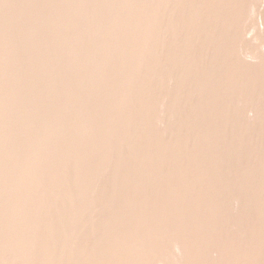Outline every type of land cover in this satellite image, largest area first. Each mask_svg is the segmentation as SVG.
<instances>
[{"label":"rangeland","instance_id":"374dc122","mask_svg":"<svg viewBox=\"0 0 264 264\" xmlns=\"http://www.w3.org/2000/svg\"><path fill=\"white\" fill-rule=\"evenodd\" d=\"M4 1L5 0H2V1L0 0V5L2 6V7H0V11H1L0 13L3 14V15L0 14V19L2 17V19L0 20V24H2L1 26H3L2 28L0 27V36L1 35L3 36V37L2 36L0 37V50H1L0 51V98H1L0 99V111L2 112V114H1V112H0V114L2 116L7 115L8 117L6 116V118H5V116H3L4 118L0 119V125L2 126V127L0 126V128H2V129H0V135H4L3 139L4 140L6 139L5 140L6 143H4V144L2 142L4 140H0V142H2V143H0V145H1L0 149L2 150L4 148L2 150V153L0 152L3 155L2 156L0 154L1 155L0 156L1 157L0 158L1 159L0 160L1 161L0 162V166H1L0 167V179H2L4 181L3 182L2 180H0V193H1L0 199L2 201V202L0 201L2 203V204L0 203V234H1L0 235V254H1L0 255V261H2V258H3L4 259L3 262H5V263L0 262V264H20V263L21 264H42V263L47 264V262H48V264H54V263L55 264H86V263L87 264H92V263L93 264H108V263L109 264L110 263L111 264H128V263L129 264H136V263L137 264L138 263L139 264H145L146 262H147L146 264H150L151 262H152L151 264H154V261H156L155 264H158V263L159 264H164V263L169 264L170 262H172V264H183L184 262H185V264H198V263L199 264H208V263L210 264L211 261L213 264H220V263L221 264H244V263L245 264H256L257 263L256 260L259 261L260 260L259 258H261V261L258 262L257 264H264V258H263L264 257V246H263L264 245V231H263L264 230V216H263L264 215V193H263L264 192V189H263L264 188V185H263L264 184V171H263L264 170V164H263L264 163V161H263L264 160V136H263V134H264V132H263L264 131V99H263L264 98V90H263V88H264V74H263L264 73V66L262 64L264 62V40H263L264 39L263 38L264 27L262 26V25H264V16H263L264 15L263 14L264 13V4H262V3H264V0H260V2H259V0H257L258 2L256 0H249V1L248 0L247 1L246 0H230V1L220 0L221 3L218 0L217 1L216 0H207V1L204 0L205 2L203 0H179L178 2H177V0H168V1L167 0H165V1L164 0L163 1L162 0H152V1L151 0H131V1L129 0L130 2L128 0L127 1L124 0V1H126L125 4H124L123 0H120V1L117 0V1H115L116 3L113 1H110V0H108L109 2L108 1L106 2L105 0H76V2H74L75 0H68V1L67 0L66 1L65 0H57V2H56V0H50V1L49 0L48 1L47 0H38V1L37 0H30L31 2L29 0H26V1L25 0H14V1L13 0H6L9 3L6 1L4 3ZM39 1H42V3H40ZM99 1H101V2H99ZM169 1H171V2H169ZM180 1H181L182 7H180L181 5H179ZM22 2H23V4H22ZM24 2H27V5H24ZM29 2H30V5H33L36 9L34 7L32 8V6L29 5ZM103 2L106 5H108L112 2L111 3L112 5L111 4L108 5L109 7L106 5L103 6L104 5ZM120 2H121V4H120ZM187 2L189 4H187ZM195 2H197L198 5ZM198 2H200V3H198ZM223 2L226 4H223ZM239 2H242V3H239ZM11 3L13 6L11 5ZM122 3H123V6H125V7L122 6ZM143 3H145V4H143ZM217 3H219V4H217ZM6 4H9L8 6H10L11 8L7 7ZM65 4L68 7L67 9H66ZM90 4H92V5L94 4V5L92 6ZM115 4H117V5H115ZM133 4H135V5H133ZM190 4H191V6H190ZM41 5L42 6L44 5V7H42ZM86 5H87V7H86ZM119 5H121L120 8H122V9H119ZM127 5H128V8H127ZM161 5H162V7H161ZM249 5H251V7ZM39 6H41L42 8L39 9ZM74 6L77 8H75ZM100 6L102 9H100ZM112 6H118V7L113 8ZM197 6L201 11L197 8ZM211 6H213V7H211ZM221 6H223L225 8H223ZM104 7H106V8L103 10ZM131 7H132V9H131ZM69 8L70 9L72 8V9L70 10ZM210 8L212 9V11ZM229 8H230V10H229ZM232 8H233V11H232ZM241 8H243V9H241ZM33 9H35V11ZM41 9L42 10L45 9V10L41 11ZM65 9H66V11H65ZM109 9H111V10H109ZM123 9L125 12H123ZM133 9H134V11L132 12L133 20H132V18H130L131 19L130 20L129 17H127V16L124 17L125 15L130 13ZM157 9H158V11H157ZM62 10H64V11H62ZM135 10L136 11L138 10V11L136 12ZM181 10H182V12H181ZM206 10L209 12H207ZM251 10L254 12V14L258 12L256 15H254V17L256 16L257 17L256 20H258V21H259V19L262 20V23H259L261 26H259L257 21L255 22V20L251 19V18L254 19V17H252L253 15L249 14L252 12ZM97 11H99V13ZM128 11H130V12H128ZM214 11L219 12L220 14L219 13L216 14V12H214ZM234 11H236V12H234ZM249 11H251V12H249ZM21 12H22V14H21ZM64 12H67V13H64ZM112 12H114V13H112ZM70 13H71V15H70ZM105 13H108L109 16L108 15L106 16ZM120 13L121 14L124 13V14L120 15ZM135 13L137 15H135ZM178 13H179V15L181 14L180 17H177V16H179ZM187 13H189L190 15ZM235 13L237 16H239L240 14L241 15L239 17H237L235 15ZM259 13L262 15H260ZM19 14H21L23 16L25 14L26 15L24 17L22 16L23 18H20ZM62 14L64 16H62ZM114 14L115 15L118 14L117 17L120 15L119 16L121 18L120 22H119L118 18H115L116 16H114ZM243 14H244V16H243ZM60 15L62 17H60ZM96 15H97V17H96ZM98 15L101 17H98ZM142 15H144L145 18ZM198 15L199 16L202 15V16L199 17ZM31 16H32L33 20L30 19ZM128 16H130V15L128 14ZM209 16H210V18H209ZM215 16H216V18H215ZM222 16H224V18ZM225 16H226V18H225ZM242 16H243V18H242ZM16 17H18L20 19H18ZM105 17H107L106 20H105ZM109 17H111V19L114 20L115 22H117L116 20H118L120 25L117 22L118 24L112 23L109 26L108 23H110V22H108V21L113 22L112 20H109ZM123 17L125 19H123ZM130 17H132V15ZM191 17H192V19H191ZM196 17H198V19ZM221 17L224 20L223 22L221 21V19H222ZM27 18H29L30 21L27 20ZM67 18H70V19H67ZM95 18H96V20H94ZM113 18H115V19H113ZM149 18L151 19V21L149 20ZM174 18H176V19H174ZM202 18L204 19V21ZM238 18L240 19V21ZM71 19H73L74 22ZM101 19H104L105 21L104 20L101 21ZM137 19L139 21H137ZM144 19H146L147 21ZM163 19H165L164 20L165 23L163 22ZM226 19H227V21H225ZM248 19H251L252 25L249 24L250 26L248 25V23L250 21ZM24 20H25L24 26L27 27L28 29H30L32 27L33 22L34 23L36 22L35 24L33 23L34 26L30 29L31 32L27 28H24V26H23ZM121 20L123 21V23H121L122 22ZM128 20L130 22L135 21L134 23L131 22V24H130V26L132 27L131 30L134 29V30H132V32H133L135 37L133 36V34L130 30V26H128L130 23ZM26 21H28V22H26ZM58 21H59V24H58ZM95 21H98L97 24H102V26L95 24ZM100 21H101V23H100ZM143 21H145V22H143ZM148 21H149V23H148ZM206 21H208L210 23H208ZM234 21H236V22H234ZM75 22L77 25L74 24ZM124 22H125V25H124ZM126 22L127 23L129 22L128 25ZM138 22L140 24H138ZM176 22H177V24H176ZM192 22H194V23H192ZM226 22H227L228 26H227ZM238 22H240V23H238ZM259 22H261V21H259ZM12 23H15V24L13 25ZM20 23H22V24H20ZM143 23H145V26L142 25ZM179 23L180 24L183 23V24L180 25ZM237 23L239 25H237ZM50 24L53 27H51ZM132 24L135 26H132ZM147 24H150V25H147ZM163 24H165V25H163ZM211 24H213V25H211ZM229 24L230 25L232 24V25L230 26ZM234 24H236V25H234ZM256 24H257V26H256ZM243 25H244V27H243ZM94 26H96V27H94ZM104 26H105V28H104ZM119 26H121L122 28ZM5 27H7V28H5ZM13 27L15 28V31H14ZM43 27H44V29H43ZM88 27H90V28L88 29ZM240 27L242 29H240ZM249 27H252L253 29L257 27V29L259 31L257 29L255 31V29H254V31L256 32L257 35L255 34V32H251L252 28H249ZM20 28H22V29H20ZM35 28L36 29L38 28L37 31L35 30ZM41 28L43 30H41ZM45 28H47V29H45ZM85 28L88 31L85 30ZM94 28H95L96 32H95ZM117 28H119V30ZM144 28H147V29H144ZM235 28H236V30H235ZM17 29L21 30V32H23V33H20V31H18ZM154 29H156V30H154ZM253 29H252V31H253ZM261 29H263L262 30L263 32L261 31ZM4 30L5 31L9 30V31L5 32ZM24 30L26 31V33L28 30L29 34L24 33ZM33 30H34V32H33ZM101 30L103 32H101ZM157 30H159V31H157ZM224 30H226V31H224ZM249 30H250V32H249ZM106 31H107V34H106ZM150 31H152V32L150 33ZM257 31H258V33H257ZM40 32L41 33L47 32V33L45 35L44 33L40 34ZM59 32L63 33V34H60ZM91 32H93V34H91ZM117 32H120V34L123 33L124 36L120 37V34H118L119 37L116 35H113V33L117 34ZM160 32H161V34H160ZM181 32H182V34H180ZM233 32H234V34H233ZM260 32H262V33H260ZM31 33L34 35V37H36L35 39L32 37ZM127 33H128V35H127ZM175 33H176V35H174ZM188 33L190 35H188ZM192 33L196 34V36L193 35ZM249 33H250V35H249ZM10 34H13L14 36L10 35ZM15 34H16V36H15ZM24 34H25V37H24ZM135 34L139 35L138 39H134V38H137L136 37L137 35H135ZM164 34H165V36H164ZM241 34H243L244 36ZM245 34H248V36H246ZM251 34L252 35L254 34L253 37H256V38L254 39ZM261 34H263V36ZM20 35H23V38H21L22 36H20ZM125 35H127V36H125ZM140 35H141V37H140ZM203 35H204V37H201ZM238 35H239V37H238ZM258 35L259 36L261 35L260 39H258L259 38ZM42 36H44V37H42ZM53 36H55L56 39L58 36H59V38L56 40ZM114 36H116V37H114ZM235 36H237L238 38ZM241 36H243V37H241ZM16 37L18 39H16ZM30 37L32 39H30ZM95 37H96V39H94ZM103 37H104V39H101ZM142 37L146 41L144 39H142ZM194 37H196V38H194ZM250 37H252V38L249 40L248 38H250ZM19 38L23 39V40H28V42H27L28 44L33 43V47H32V44L30 46L27 43H26L27 45L25 43H23L24 41H22V42L19 41ZM109 38H110V40H109ZM125 38H127V39H125ZM204 38H206V39H204ZM239 38H241V39H239ZM243 38H244V40H243ZM15 39H16V41H15ZM37 39L38 40L42 39V40H39V42H38ZM131 39H132V41H131ZM232 39H233V41H232ZM237 39L240 41H238ZM252 39H254L255 41ZM256 39L258 41L262 40L263 42L262 43L260 42L261 44H259ZM33 40L34 41L36 40V42H38L37 45H35L36 43L34 44V42H32ZM102 40H104V41H102ZM148 40H150L151 42ZM168 40H171V41H168ZM189 40H191L193 42H191ZM197 40L199 42H197ZM242 40H243V42H242ZM6 41H8V42L6 43ZM14 41L16 43L19 41L18 42L19 44L18 43L16 44ZM75 41H76V43H75ZM101 41L104 44L101 43ZM235 41H236V44L234 46L233 44ZM247 41L249 43L250 42L251 43L249 44ZM256 41H257V43H255ZM10 42H11L12 46H11V44H9ZM200 42H202V43H200ZM245 42H247V44ZM105 43L108 45H106ZM112 43H113V45H112ZM196 43L197 44L199 43L200 45L199 44L197 45ZM241 43H243V45ZM244 43L246 44V47H245ZM5 44L10 45L11 47H13V45H14V47L11 50V47H9L8 45H5ZM134 44H135V46H134ZM167 44H169V45H167ZM216 44H217V48H216ZM248 44H249V46H248ZM25 45H26V47H25ZM101 45H103V47ZM144 45H145V47H144ZM155 45H156V48H155ZM202 45L205 48L208 47V49L201 47ZM236 45L239 48H237ZM255 45H256V48L259 45L257 49L254 47ZM4 46H5V48H4ZM94 46L97 47V49ZM169 46H171V48H169ZM243 46H244V48H243ZM6 47L7 48L9 47V49L6 50ZM39 47H40V49H36ZM163 47H164V49H163ZM220 47H221V49H220ZM50 48H52V49H50ZM103 48H105V49H103ZM253 48H255L258 51L254 50ZM217 49H219V50H217ZM104 50H106V51H104ZM147 50L149 53L146 52ZM179 50H181V51H179ZM212 50L216 51V52L214 53ZM247 50H249V51H247ZM5 51H7L8 53H6ZM17 51H19V52L17 53ZM57 51H58V53H57ZM111 51H114V52H111ZM182 51H183V54H182ZM189 51H190L191 55H190ZM47 52H49V53H47ZM220 52H222V54ZM259 52H260V54H259ZM44 53H45L44 56H46V57L43 56ZM55 53H56V55H55ZM120 53H121V55H120ZM147 53H148V55H146ZM4 54H6V55L8 54L9 56L8 55L3 56ZM11 54L14 55V59L18 58L19 60L18 59L14 60L12 58L13 56L10 57ZM38 54H41L43 57L41 55H38ZM142 54L143 55L145 54L144 57ZM150 54H153V55H150ZM207 54H209V56H211V57H209ZM216 54H218V55H216ZM234 54L237 57L233 56ZM246 54L249 55V57L245 56ZM250 54H251V57H250ZM252 54H254V55H252ZM255 54L259 55L260 57L257 59ZM21 55H22V59L20 58ZM29 55H31V56L29 57ZM202 56H204V58ZM254 56L256 57L255 59H254ZM262 56H263V60L261 59ZM47 57H49L50 60L45 59ZM100 57H101V59H100ZM160 57L162 60H165V61H162L160 59ZM242 57L244 59V60L242 59L243 65H241V60H239ZM29 58L31 60H30V63L27 64V62H29ZM34 58H37V60L36 59L34 60ZM41 58H42V60H41ZM133 58H135V59H133ZM235 58H238V60ZM39 59H40V61H39ZM106 59H107V61H106ZM151 59H153V60H151ZM207 59H209V61ZM43 60H44V62H43ZM251 60H253L252 61L253 64H252ZM261 60H262V62H261ZM10 61H11V63H10ZM21 61L22 62L24 61L23 64H21L22 63ZM41 61L43 62L42 63L43 65H44V63H46L48 61L47 62L48 65L46 64L45 66H43V68L40 67L41 68V70H40L39 66L42 65ZM60 61H63V62H60ZM161 61H162V63H161ZM33 62L35 63V65ZM36 62H38V63H36ZM56 62H58V63L56 64ZM115 62L118 63V65ZM131 62L133 64H131ZM209 62H210L211 66L209 65ZM235 62H237V63H235ZM254 62L260 63L259 64L260 67L258 65V68H257L256 67L257 64L255 65ZM49 63L51 65H49ZM52 63H54V64H52ZM244 63L245 64L247 63L248 65L246 64V67H245ZM26 64H27L28 68L26 67ZM30 64L33 68L30 67ZM39 64H41V65H39ZM59 64H61V65H59ZM86 65H88V66H86ZM185 65L188 68V70L185 67ZM235 65H237V67ZM250 65L251 66L253 65L252 68ZM34 66H37V67H34ZM261 66L263 69L261 68ZM52 67L55 70L50 69ZM57 67L59 69H57ZM68 67H71L72 69H70ZM207 67H210V69ZM12 68H13V70L14 69L15 70L13 71ZM24 68H25V70H24ZM34 68H35V70H33ZM198 68H200V69H198ZM86 69H88V70H86ZM118 69H119V71H117ZM220 69H222V71ZM30 70L32 72L34 71V74L32 72L30 73ZM42 70H43V72H42ZM110 70H112V71H110ZM185 70H187V71H185ZM190 70H192V71H190ZM253 70H255V71H253ZM259 70H261V71L263 70V72H261ZM15 71H17V72H15ZM26 71H27V73H26ZM57 71H59L58 74L60 73V76L57 74ZM137 71H138V73H137ZM149 71H150V73H149ZM189 71H190V73H189ZM9 72H10L11 76H8V75H10ZM37 72H38V74H37ZM146 72H148V73H146ZM233 72H234V74H233ZM14 73L15 74L18 73L19 75L18 74L15 75ZM52 73H53V75H52ZM198 73H200V75ZM236 73H238V74H236ZM25 74H26V76H25ZM27 74H29V75H27ZM31 74H32V76H31ZM121 74H122V76H121ZM192 74H193V76H192ZM258 74L260 76L262 75L261 78ZM34 75L35 76L38 75V76L35 77ZM44 75H47V76H44ZM84 75H85V78H84ZM126 75H127V77H126ZM235 75H237V76H235ZM15 76H16V78H14ZM174 76H175V78H174ZM190 76H191V78H190ZM78 77H80V78H78ZM94 77L96 79H94ZM202 77H203V79H201ZM231 77H232V80H231ZM17 78H18V80H17ZM21 78H23V80ZM27 78H29V79H27ZM139 78L140 79L142 78V79L139 81ZM222 78H224V79L222 80ZM49 79H51L52 81ZM62 79L64 82L61 81ZM136 79H138V80H136ZM200 79L202 82L200 81ZM15 80H16V82H15ZM19 80H20V82H19ZM39 80L41 83L39 82ZM184 80H185V82H184ZM13 81L15 82V85H14ZM30 81H32V83H30ZM118 81H120L119 82L120 85L118 84ZM130 81H134V82H132V84H131ZM186 81H187V83H186ZM208 81L209 82L211 81L210 82L211 84L208 83ZM226 81H228V82H226ZM21 82L23 83L22 86H21V84H22ZM52 82L54 85L52 84ZM181 82L183 85L180 84ZM194 82H196V83H194ZM233 82L235 85L233 84ZM153 83L154 84L157 83V84L154 85ZM197 83H198V85H197ZM207 83L210 84L211 86L208 85ZM215 83H218V84H215ZM225 83L228 85H226ZM95 84H96V86H95ZM145 84H147V85H145ZM200 84H201V86H200ZM19 86H21V87H19ZM40 86H43L44 88L40 87ZM103 86H104V89H103ZM219 86H220V89H219ZM11 87L20 88L22 91L25 89L22 93L23 96L21 95L22 91L17 92V91H20V89L16 88V89L12 90ZM38 87H39V89H38ZM146 87L148 89H146ZM207 87H208V90H207ZM212 87H214V90ZM216 87H218V89ZM235 87H236V89H235ZM85 88H87V89H85ZM91 88H92V90H91ZM168 88H170V89H168ZM197 88H199V90ZM224 88H225V90H224ZM240 88H241V90H240ZM6 90H12V91H6ZM88 90H89V93H88ZM130 90H131V92H129ZM184 90H186V91H184ZM215 90L216 91L219 90V91L216 92ZM232 90H233V92H232ZM234 90H235V92H234ZM254 90H255V92H253ZM4 91H5V93H4ZM13 91H15V92L13 93ZM1 92H2V94H1ZM11 92L17 96L10 94ZM240 92H242V93H240ZM19 93H20V95H19L20 98L18 97ZM52 93H53V95H51ZM224 93L230 94V95L227 96ZM233 93H235V94H233ZM8 94H10V95H8ZM69 94H72V96ZM147 94H149V95H147ZM221 94H224V96ZM48 96H49V98H48ZM143 96L146 100L142 98ZM197 96H199V97H197ZM210 96H211V98H209ZM260 96H262V97H260ZM27 97H29V98H27ZM235 97H236V99H235ZM18 98H19V100H18ZM147 98H149V100ZM153 98H154V100H153ZM240 98H242L243 100ZM244 98H246L247 100ZM253 98H255V99H253ZM3 99L10 100L12 104L10 103V101H8V100L5 101ZM224 99L225 100L227 99V100L225 101ZM230 99H232V100H230ZM48 100H50V101H48ZM203 100H204V102H203ZM211 100H214V101H211ZM217 100H218V102H217ZM223 100H224V102H223ZM233 100H235V101H233ZM2 101L4 103H1ZM16 101H18L19 103L21 102L20 103L21 105H19V103ZM40 101H43V102H40ZM210 101H211V103H210ZM228 101H229V103H228ZM247 101H249V102L247 103ZM250 101L252 103H250ZM45 102L47 103V105H44V104H46ZM17 103H18V105H17ZM101 103H103V104H101ZM218 103L222 104V106L219 105ZM246 103H247V105H246ZM2 104H6V105H2ZM9 104L11 105V108L14 107V109L17 106H19V108L15 109L16 111L18 110L17 112H14V109L12 108L14 115H15V113H18L19 109H20V112L18 114H16V116L13 115L15 118H13L11 116V114H12L11 110L12 109L9 108V106H10ZM14 104H15V106H13ZM54 105H56L55 106L56 108L54 107ZM4 106L5 107L7 106V108L4 109L5 108ZM57 107H58V109H57ZM226 107H229V109H226ZM8 108L10 110H7ZM67 108H68V110H67ZM21 109H24L27 112L22 111ZM61 109H62V111H61ZM135 109H136V111H135ZM170 109H172V110H170ZM137 110H139V111H137ZM250 110H252V112ZM80 111L83 113V115L81 114ZM131 111H132V113H131ZM230 111L232 112V114L234 116L231 114ZM244 111H245V113H243ZM47 112L49 113V115ZM128 112H129V114H128ZM253 112L255 115L253 114ZM255 112H257V113H255ZM258 112H259V115H258ZM157 113H158V115H157ZM246 113H248V114H246ZM21 114L22 115L24 114L25 116L24 115L22 116ZM85 114H86V116H85ZM159 114H161V115H159ZM197 114H198V116H197ZM17 115L20 117H18ZM118 115H120V116H118ZM188 115H190V116H188ZM209 115H211V116H209ZM61 116H63V117H61ZM204 116H206V117H204ZM85 117H87V118H85ZM20 118H22L21 120H23V121L19 120ZM81 118H83V119H81ZM149 118H150V120H149ZM153 118H155V119H153ZM190 118H192V119H190ZM209 118H211V119H209ZM237 118H239L238 119L239 121L237 120ZM240 118H242L243 121ZM74 119H76V120H74ZM219 119L221 122L219 121ZM58 120H61V122ZM94 120H95V122H94ZM29 121L32 124L29 123ZM32 121L34 122V125H33ZM45 121L49 124H47ZM56 121L58 122L57 124H56ZM189 121H192V122H189ZM53 122H54V124H52ZM211 122H213V123L211 124ZM100 123H101V125L102 124L103 125L101 126ZM183 123L186 126H184ZM26 124L27 125L29 124V125L27 126ZM19 125H20V127H18ZM51 125H54V126H51ZM79 125H80V127H79ZM7 126H9V127H7ZM63 126H64V128H63ZM97 126H98V128H97ZM177 126H178V128H177ZM187 126L189 128H187ZM211 126H213V127H211ZM36 127H37V130H36ZM47 127H49V128H47ZM26 128H27V130H26ZM45 128H47V129L45 130ZM51 128H53V129H51ZM181 128H183V129H181ZM195 128H196V130H195ZM229 128L231 129V131ZM38 129L41 131H39ZM81 129H82V131H81ZM166 129H168V130H166ZM238 129H240V130H238ZM10 130H11V132H10ZM228 130H229V132H228ZM243 130L245 132H243ZM16 131H18V132L16 133ZM68 131H70V132L68 133ZM120 131H121V133H120ZM136 131H137V133H136ZM171 131H172V133H171ZM206 131H207V133H206ZM6 133H7V135H6ZM87 133H88V136L86 135ZM125 133H127V134H125ZM242 134H244V135H242ZM9 135H11V136H9ZM6 136H7V138H5ZM232 136H233V138H232ZM0 137H1L0 139H2V136H0ZM128 137L130 139H128ZM133 138H134V140H133ZM7 139H9V140H7ZM38 139L40 140L41 143L39 142ZM260 139L262 142L260 141ZM25 140H26V143H25ZM63 140H64V143H63ZM77 140H78V142H77ZM173 140L175 142H172ZM212 140H213V142H212ZM14 141H15V143H14ZM36 141L38 144L39 143L40 144L38 145L37 143H35ZM166 141L168 144L166 143ZM20 142L22 144H20ZM242 142H244V143H242ZM11 143H12V145H11ZM27 143H29V144L27 145ZM219 143H221V144H219ZM15 144H16V146H15ZM18 144H19V146H18ZM171 144H173V145H171ZM13 145H14V147H13ZM166 145H168V146H166ZM6 146H8V147H6ZM175 146L178 148H175ZM211 146H213V147H211ZM47 147H48V149H47ZM97 147L99 149H97ZM36 148L38 149V151ZM173 148H175V149H173ZM40 149H42L43 151ZM11 150H12V153H11ZM31 150H34V151H31ZM47 150H48V152H47ZM167 150H169V151H167ZM15 151H17V152H15ZM108 151H109V153H108ZM201 151H202V153H201ZM3 152L7 155L3 154ZM28 152H30V153L33 152V154L31 153L32 154L31 155ZM241 152H242V154H241ZM8 153L10 154L11 158H13L14 157L13 155H15L17 157L20 156L19 157L20 159L17 158L18 160L15 163L13 161H16V160H13V159H16V157H14L12 159V162H11V159L8 156L9 155ZM14 153H16V154H14ZM109 154L111 156H109ZM124 154H125V156H124ZM220 154L222 156H220ZM4 155L8 156L9 158H7V159H10V161L5 160L6 158L4 159V157H5ZM45 155L48 157H46ZM74 155H76V156H74ZM145 156H146V158H145ZM138 157H139V159H138ZM220 157H222V158H220ZM248 157H250V158H248ZM34 159H35V161H34ZM38 159H40V160H38ZM43 159L45 161H43ZM62 159H63V161H61ZM27 160H29V161H27ZM146 160H148V161H146ZM8 161L10 162L9 164L14 163V165L8 166L7 165ZM21 161L23 162V165H22ZM168 161H170L171 164H169L170 162H168ZM189 161L191 162V164ZM4 162L6 164V167L4 166L5 169H3L4 167L2 166V165H4ZM26 162H28V164H27L28 166L26 165ZM40 162L43 165H41ZM134 162H136V163L134 164ZM175 162H177L178 165ZM183 162H184V164H183ZM261 162H263V163H261ZM185 163H186V165H185ZM260 163H261V165H260ZM147 164H148V167H147ZM193 164H194V166H193ZM187 165H188V167H187ZM247 165H249V166H247ZM10 166H12L15 169L17 168V170L15 171L13 168L9 169ZM21 166H24V167H21ZM41 166H43V169ZM168 166H169V168H168ZM170 166H172V167L170 168ZM181 166H182V168H181ZM183 166H184V168H183ZM26 167H28V168H26ZM30 167L32 169H30ZM24 168H25V171H24ZM239 168H241V170ZM21 169H23V172ZM163 170L166 172H164ZM176 170L181 172L182 174H180ZM39 171H41V172H39ZM28 172H30V173H28ZM140 172H141V174H140ZM155 172L157 173V175ZM8 173H11V176L13 173L12 178H11V176L9 177L10 174H8ZM177 173L179 174L180 177L178 176ZM202 173H204V174L202 175ZM210 173L213 174L212 178H210V176H212ZM240 173H242V174H240ZM21 174H23V175H21ZM161 174H162V176H161ZM215 174H217V175H215ZM6 175H8V176H6ZM168 175H169V177H168ZM200 176L203 179L200 178ZM247 176H248V178H247ZM252 176H253V178H252ZM47 177L50 179H48ZM155 177H157V178H155ZM19 178L25 179V181L24 180L23 181L27 185L25 183L23 184L22 179L20 181ZM159 178H161V179H159ZM205 178H207V179L209 178V179L207 180ZM27 179H30L31 181H29ZM175 179H177V180H175ZM13 180L14 181L16 180V182H18V181L19 182L14 183ZM185 180H187V181H185ZM182 181L184 184L181 183ZM11 182L13 183V186L11 185L12 184ZM173 182H174V184H173ZM203 182H204V184H203ZM21 183H22V185H21ZM65 183H67V184H65ZM164 183L165 184L167 183V184L165 185ZM253 183H254V185H253ZM180 184L182 186H180ZM209 184H211V185L209 186ZM19 185L23 186V187H20ZM175 185L178 187H175ZM186 186H190V187H186ZM227 186H228V188H227ZM240 186H241V188H240ZM13 187H14V190H13ZM15 187L16 188L19 187L20 189L18 188L16 190ZM168 188H170V189H168ZM183 188H185V189L182 190ZM192 188H196V189H192ZM219 188H220V190H219ZM254 188H256V189H254ZM2 189H3V191H2ZM160 190H161V192H160ZM193 190H195V191H193ZM182 191L184 193H182ZM67 192H69V195L67 194ZM187 192H189V195ZM170 193L172 196L170 195ZM213 193H214V195H213ZM226 197H227V199H226ZM255 197L256 198L259 197V198L256 199ZM186 198H187V200H185ZM223 198H224V200H223ZM252 198H253V200H252ZM235 199H237V200H235ZM193 201L195 203H193ZM5 202H6V204H5ZM175 202L178 203V206ZM141 203H142V205H141ZM155 203L158 206H156ZM9 204H11L12 207ZM147 204H148V206H147ZM162 204H165V205L162 206ZM3 205H4V207H3ZM197 205H198V207H197ZM241 205H242V207H241ZM185 207H186V209H185ZM6 208L8 211L6 210ZM146 208H147V210H146ZM203 208H205V209L203 210ZM208 208H211V209H208ZM11 209H13V211L16 210L14 212L15 214L13 213V211ZM160 209H161V211L159 212L158 210H160ZM180 209H182V211ZM30 210H32V211H30ZM212 210L215 211V213ZM232 210H235V211H232ZM240 210H243V211L241 212ZM170 211L173 214L170 213ZM183 211L185 214L182 213ZM250 211H251V213H250ZM238 212H240L241 215ZM244 212L246 213V215L244 214ZM255 212H257V213L255 214ZM258 212H260V213H258ZM12 213H13V215L11 216ZM188 213H190V214H188ZM209 213L211 216L209 215ZM16 214L19 217H17ZM132 214H133V216H132ZM195 214L198 216H196ZM206 214L208 215L207 216L208 218L206 217ZM247 214H249V215H247ZM169 215H170V217H169ZM180 215H184V216L181 217ZM189 215H191L192 217ZM201 215H202V217H201ZM8 216L10 219L8 218ZM24 216H26V217H24ZM135 216H137V217H135ZM146 218H148V219H146ZM242 218H243V220H242ZM11 219L12 220L14 219L13 222L10 221ZM80 219H82V220H80ZM123 219H125V220H123ZM180 219H181V221H180ZM240 219H241V221L239 222ZM19 220L22 223H20ZM123 221H125V222H123ZM166 221H168V222H166ZM170 221H173V222H171L172 224L170 223ZM211 221H214V223ZM221 221H223V223ZM242 221H244V222H242ZM178 222H179V224H178ZM17 223H18V225H17ZM124 224H125V226H124ZM215 224H217V225L219 224V225L217 226ZM252 224H254V225H252ZM23 225H25V226H23ZM28 225L29 226L31 225V226L29 227ZM208 225H209V227H208ZM255 225H257V226H255ZM215 226H217L216 229H214ZM3 227H4V229H3ZM218 227L220 230L219 229L217 230ZM255 227L257 230L255 229ZM194 228H196V229H194ZM242 228L245 229L246 231L243 230ZM8 229H10V230H8ZM252 229H254V230H252ZM12 230H13V232H12ZM172 230H175V231H172ZM46 232H48V233H46ZM204 232H205V235H204ZM11 234H12V236H11ZM224 234H226V235H224ZM229 234L231 237L229 236ZM67 236H69V237H67ZM135 236H136V238H135ZM233 236H234V238H233ZM229 237H230V239H229ZM125 238H127V239H125ZM171 238L172 239L174 238L172 240V243H171ZM244 238H246V239H244ZM2 239H5V240H2ZM29 239H31V240H29ZM158 239H159V241H158ZM120 240L122 243L119 242ZM133 240H135L136 243ZM228 240L229 241L231 240V241L229 242ZM151 241L153 243H151ZM154 241H156V242L158 241V242L154 243ZM22 242H26V243L24 244ZM167 242H168V244H167ZM49 243H51V244H49ZM225 243H227V244H225ZM252 243H253V245H251ZM148 244L150 245V248H149ZM176 244H177V247L175 246ZM243 244H244V246H243ZM245 244H247L248 246ZM169 245H171L172 247H170ZM47 246L49 248H47ZM167 246H169L170 248L165 249L164 247H167ZM61 247H63V248H61ZM157 247H158V249H157ZM173 247L175 248L174 250L176 252L173 249H171ZM243 247H245V248H243ZM65 248H66V250H65ZM148 248L151 250H147V252H148L147 253L145 251V249H148ZM155 248H156V250H155ZM159 248H160V251H159ZM241 248H243V249H241ZM161 249H162V251H161ZM169 249H171V250H169ZM205 249H207V250H205ZM230 249H232L231 250L232 252L230 251ZM84 250H86V251H84ZM96 250L97 251L99 250V251L97 252ZM142 250H143V252H142ZM178 250H180L181 252H178ZM212 250H213V252H212ZM233 250H235V252ZM10 251H12V252L10 253ZM13 251H15V252H13ZM149 251H151V253H149ZM205 251L209 254L210 259H209L208 255ZM214 251H216V252H214ZM63 252L65 254H63ZM174 252H175V254H174ZM183 252H184V254H181ZM144 253L146 255L150 254L151 256L150 255L146 256ZM167 253H168V255H167ZM191 253H192V255H191ZM62 254H63V256H62ZM113 254H114V256H113ZM178 254H180V256L182 255L183 258L179 257ZM210 254L213 257H211ZM59 255L61 257H59ZM126 255L127 256L129 255V256L127 257ZM140 255H141V257H140ZM165 255H167L169 257H167ZM232 255H233V257H232ZM51 256L52 257L56 256L55 258H57V259H55V258L52 259ZM86 256H87V258H86ZM157 256H159V258ZM257 256H258V258H257ZM203 257H206V258H203ZM240 257H241V259H239ZM254 257H255V259H254ZM109 258H110V261L107 260ZM167 258H170V259H167ZM246 258H247V260H246ZM7 259H9V261L10 262L12 261V262L10 263ZM69 259H71V260H69ZM89 259H91V260H89ZM160 259H163V261L161 260L162 262H160ZM211 259H213V260H211ZM45 260H46V263H45ZM63 260L65 261L64 263H63ZM157 260H159V262ZM182 260H184V261H182ZM215 260L216 261L218 260L217 263ZM233 260H235V261L233 262ZM242 260H243V262H242ZM53 261H55V262H53ZM112 261H113V263H112ZM73 262H75V263H73Z\"/></svg>","mask_w":264,"mask_h":264},{"label":"bare ground","instance_id":"6f19581e","mask_svg":"<svg viewBox=\"0 0 264 264\" xmlns=\"http://www.w3.org/2000/svg\"><path fill=\"white\" fill-rule=\"evenodd\" d=\"M1 1H2V0H1ZM5 1H6V0H5ZM5 1H4V3H5ZM13 1H14V0H13ZM25 1H26V0H25ZM29 1H30V0H29ZM37 1H38V0H37ZM47 1H48V0H47ZM49 1H50V0H49ZM65 1H66V0H65ZM67 1H68V0H67ZM105 1L107 2L108 0H105ZM110 1L115 2V1H117V0H110ZM119 1H120V0H119ZM123 1H124V0H123ZM126 1H127V0H126ZM126 1H124V4H125ZM128 1H129V0H128ZM130 1H131V0H130ZM130 1H129V2H130ZM151 1H152V0H151ZM162 1H163V0H162ZM164 1H165V0H164ZM167 1H168V0H167ZM178 1H179V0H177V2H178ZM203 1H204V0H203ZM206 1H207V0H206ZM216 1H217V0H216ZM218 1L220 2V0H218ZM228 1H230V0H228ZM246 1H247V0H246ZM248 1H249V0H248ZM256 1H257V0H256ZM6 2H8V1H6ZM30 2H31V1H30ZM30 2H29V5H30ZM39 2L42 3V1H39ZM51 2H52V1H51ZM54 2H55V1H54ZM54 2H53V3H54ZM56 2H57V0H56ZM60 2H61V1H60ZM74 2H76V0H75ZM99 2H101V1H99ZM99 2H98V3H99ZM108 2H109V1H108ZM143 2H144V1H143ZM156 2H157V1H156ZM169 2H171V1H169ZM204 2H205V1H204ZM257 2H258V1H257ZM259 2H260V0H259ZM2 3H3V2H2ZM2 3H1V4H2ZM8 3H9V2H8ZM12 3H13V2H12ZM12 3H11V5H12ZM25 3H26V4H25ZM68 3H69V2H68ZM84 3H85V2H84ZM111 3H112V2H111ZM111 3H110V4H111ZM115 3H116V2H115ZM145 3H146V2H145ZM145 3H143V4H145ZM165 3H166V2H165ZM167 3H168V2H167ZM183 3H184V2H183ZM195 3L197 4V2H195ZM198 3H200V2H198ZM211 3H212V2H211ZM213 3H214V2H213ZM220 3H221V2H220ZM236 3H237V2H236ZM239 3H242V2H239ZM239 3H238V4H239ZM22 4H23V2H22ZM47 4H48V3H47ZM59 4H60V3H59ZM62 4H63V3H62ZM66 4H67V3H66ZM66 4H65V6H66ZM77 4H78V3H77ZM94 4H95V3H94ZM94 4H93V5H94ZM103 4H104V2H103ZM110 4H108V5H110ZM113 4H114V3H113ZM118 4H119V3H118ZM120 4H121V2H120ZM128 4H129V3H128ZM130 4H131V3H130ZM158 4H159V3H158ZM187 4H189V3L187 2ZM217 4H219V3H217ZM223 4H226V3L223 2ZM238 4H237V5H238ZM262 4H264V3H262ZM8 5H9V4H6L7 7H10V6H8ZM24 5H27V2H24ZM39 5H40V4H39ZM45 5H46V4H45ZM60 5H61V4H60ZM60 5H59V6H60ZM74 5H75V4H74ZM90 5H92V4H90ZM93 5H92V6H93ZM95 5H96V4H95ZM101 5H102V4H101ZM105 5H106V4H104L103 6H105ZM108 5H106V6H108ZM111 5H112V4H111ZM115 5H117V4H115ZM133 5H135V4H133ZM147 5H148V4H147ZM149 5H150V4H149ZM164 5H165V4H164ZM173 5H174V4H173ZM176 5H177V4H176ZM179 5H181V1H180V4H179ZM192 5H193V4H192ZM197 5H198V4H197ZM206 5H207V4H206ZM3 6H4V5H3ZM12 6H13V5H12ZM30 6H32V8L34 7L33 5H30ZM41 6H42V5H41ZM41 6H39V9L42 8V7H44V5H43L42 7H41ZM52 6H53V5H52ZM61 6H62V5H61ZM61 6H60V7H61ZM65 6H64V7H65ZM76 6H77V5H76ZM120 6H121V5H119V9H122V8H120ZM122 6H123V3H122ZM145 6H146V5H145ZM167 6H168V5H167ZM190 6H191V4H190ZM195 6H196V5H195ZM242 6H243V5H242ZM249 6L251 7V5H249ZM0 7H2V6L0 5ZM24 7H25V6H24ZM55 7H56V6H55ZM74 7H75V6H74ZM79 7H80V6H79ZM83 7H84V6H83ZM86 7H87V5H86ZM88 7H89V6H88ZM95 7H96V6H95ZM108 7H109V6H108ZM112 7L114 8V7H118V6H112ZM123 7H125V6H123ZM129 7H130V6H129ZM161 7H162V5H161ZM164 7H165V6H164ZM169 7H170V6H169ZM176 7H177V6H176ZM180 7H182V5H181ZM183 7H184V6H183ZM192 7H193V6H192ZM211 7H213V6H211ZM219 7H220V6H219ZM221 7H223V6H221ZM245 7H246V6H245ZM247 7H248V6H247ZM258 7H259V6H258ZM10 8H11V7H10ZM34 8H35V7H34ZM45 8H46V7H45ZM48 8H49V7H48ZM67 8H68V7L66 6V9H67ZM75 8H77V7H75ZM105 8H106V7H104L103 10H104ZM127 8H128V5H127ZM137 8H138V7H137ZM137 8H136V9H137ZM153 8H154V7H153ZM159 8H160V7H159ZM197 8H198V6H197ZM202 8H203V7H202ZM223 8H225V7H223ZM8 9H9V8H8ZM13 9H14V8H13ZM35 9H36V8H35ZM35 9H33V10L35 11ZM49 9H50V8H49ZM51 9H52V8H51ZM66 9H65V11H66ZM69 9H70V8H69ZM69 9H68V10H69ZM71 9H72V8H71ZM71 9H70V10H71ZM100 9H102L101 6H100ZM107 9H108V8H107ZM111 9H112V8H111ZM111 9H109V10H111ZM116 9H117V8H116ZM116 9H115V10H116ZM129 9H130V8H129ZM131 9H132V7H131ZM167 9H168V8H167ZM176 9H177V8H176ZM198 9H199V8H198ZM210 9H211V8H210ZM213 9H214V8H213ZM241 9H243V8H241ZM241 9H240V10H241ZM246 9H247V8H246ZM249 9H250V8H249ZM254 9H255V8H254ZM11 10H12V9H11ZM21 10H22V9H21ZM43 10H45V9H43ZM43 10L41 9V11H43ZM53 10H54V9H53ZM73 10H74V9H73ZM113 10H114V9H113ZM138 10H139V9H138ZM138 10H137V11H138ZM140 10H141V9H140ZM151 10H152V9H151ZM154 10H155V9H154ZM160 10H161V9H160ZM177 10H178V9H177ZM185 10H186V9H185ZM185 10H184V11H185ZM195 10H196V9H195ZM199 10H200V9H199ZM215 10H216V9H215ZM229 10H230V8H229ZM236 10H237V9H236ZM255 10H256V9H255ZM259 10H260V9H259ZM17 11H18V10H17ZM58 11H59V10H58ZM62 11H64V10H62ZM74 11H75V10H74ZM116 11H117V10H116ZM133 11H134V9H133L131 12L128 11V12L131 13V14H130V13H128V14H129L130 16L132 15V17L128 16L127 13H126L127 15H125L124 17L127 16V17H129V19L132 18V20H133V14H132ZM135 11H136V10H135ZM137 11H136V12H137ZM142 11H143V10H142ZM157 11H158V9H157ZM200 11H201V10H200ZM206 11H207V10H206ZM211 11H212V9H211ZM232 11H233V8H232ZM232 11H231V12H232ZM251 11H252V10H251ZM251 11H249V12H251ZM0 12H1V11H0ZM3 12H4V11H3ZM19 12H20V11H19ZM24 12H25V11H24ZM72 12H73V11H72ZM97 12L99 13V11H97ZM121 12H122V11H121ZM123 12H125L124 9H123ZM159 12H160V11H159ZM181 12H182V10H181ZM186 12H187V11H186ZM190 12H191V11H190ZM192 12H193V11H192ZM203 12H204V11H203ZM207 12H209V11H207ZM214 12H216V11H214ZM234 12H236V11H234ZM238 12H239V11H238ZM243 12H244V11H243ZM247 12H248V11H247ZM4 13H5V12H4ZM33 13H34V12H33ZM52 13H53V12H52ZM64 13H67V12H64ZM108 13H109V12H108ZM108 13H105V15L107 16ZM112 13H114V12H112ZM138 13H139V12H138ZM152 13H153V12H152ZM152 13H151V14H152ZM196 13H197V12H196ZM217 13H219V12H216V14H217ZM241 13H242V12H241ZM252 13H253V14H252ZM257 13H258V12H257ZM257 13L254 14V12L252 11V12L249 13V14L253 15L252 17H254V15H256ZM0 14H2V13H0ZM12 14H13V13H12ZM15 14H16V13H15ZM21 14H22V12H21ZM21 14H19V15H20V18H23V17L26 15V14H25V15L23 16V15H21ZM29 14H30V13H29ZM101 14H102V13H101ZM118 14H119V13H118ZM118 14H117V15H118ZM122 14H124V13H122ZM122 14L120 13V15H122ZM173 14H174V13H173ZM176 14H177V13H176ZM176 14H175V15H176ZM187 14H189V13H187ZM191 14H192V13H191ZM219 14H220V13H219ZM223 14H224V13H223ZM225 14H226V13H225ZM230 14H231V13H230ZM239 14H240V13H239ZM259 14H260V13H259ZM263 14H264V13H263ZM2 15H3V14H2ZM13 15H14V14H13ZM46 15H47V14H46ZM54 15H55V14H54ZM70 15H71V13H70ZM85 15H86V14H85ZM102 15H103V14H102ZM117 15L114 14V16H116L115 18H118V20H119V22H120V19H121V18L119 17L120 15H119L118 17H117ZM135 15H137V14L135 13ZM135 15H134V16H135ZM145 15H146V14H145ZM152 15H153V14H152ZM169 15H170V14H169ZM178 15H179V13H178ZM180 15H181V14H180ZM180 15L177 16V17H180ZM185 15H186V14H185ZM185 15H184V16H185ZM189 15H190V14H189ZM235 15H236V13H235ZM240 15H241V14H240ZM240 15H239V16H240ZM245 15H246V14H245ZM260 15H262V14H260ZM7 16H8V15H7ZM22 16H23V17H22ZM58 16H59V15H58ZM62 16H64V15L62 14ZM62 16L60 15V17H62ZM72 16H73V15H72ZM91 16H92V15H91ZM103 16H104V15H103ZM108 16H109V15H108ZM111 16H112V15H111ZM139 16H140V15H139ZM142 16L144 17V15H142ZM196 16H197V15H196ZM198 16H199V15H198ZM201 16H202V15H201ZM201 16H199V17H201ZM204 16H205V15H204ZM218 16H219V15H218ZM220 16H221V15H220ZM236 16H237V15H236ZM239 16H237V17H239ZM243 16H244V14H243ZM243 16H242V18H243ZM248 16H249V15H248ZM263 16H264V15H263ZM36 17H37V16H36ZM38 17H39V16H38ZM49 17H50V16H49ZM73 17H74V16H73ZM73 17H72V18H73ZM96 17H97V15H96ZM98 17H101V16L98 15ZM124 17H123V19H125ZM157 17H158V16H157ZM172 17H173V16H172ZM222 17L224 18V16H222ZM222 17H221V18H222ZM228 17H229V16H228ZM246 17H247V16H246ZM249 17H250V16H249ZM16 18H18V17H16ZM20 18H18V19H20ZM25 18H26V17H25ZM29 18H30V17H29ZM29 18H27V20L30 21V19H32V16H31L30 19H29ZM53 18H54V17H53ZM77 18H78V17H77ZM83 18H84V17H83ZM92 18H93V17H92ZM106 18H107V17H105V20H106ZM115 18H113V19H115ZM139 18H140V17H139ZM141 18H142V17H141ZM144 18H145V17H144ZM184 18H185V17H184ZM196 18L198 19V17H196ZM206 18H207V17H206ZM209 18H210V16H209ZM215 18H216V16H215ZM223 18L221 19L222 22L224 21ZM225 18H226V16H225ZM233 18H234V17H233ZM256 18H257V17L255 16L254 19H253V18H251V19H252V20H255V22L257 21L258 24H259V23H262V20H261V19H259V21H261V22H259L258 20H256ZM1 19H2V17H1ZM1 19H0V20H1ZM9 19H10V18H9ZM34 19H35V18H34ZM67 19H70V18H67ZM154 19H155V18H154ZM174 19H176V18H174ZM182 19H183V18H182ZM187 19H188V18H187ZM191 19H192V17H191ZM193 19H194V18H193ZM202 19H203V18H202ZM238 19H239V18H238ZM251 19H248V20H250L249 23H248V25H249V24L252 25V23H251ZM11 20H12V19H11ZM32 20H33V19H32ZM56 20H57V19H56ZM71 20L73 21V19H71ZM74 20H75V19H74ZM94 20H96V18H95ZM97 20H98V19H97ZM99 20H100V19H99ZM102 20H104V19H101V21H102ZM105 20H104V21H105ZM109 20H112L111 17H109ZM118 20H116V21L118 22ZM130 20H131V19H130ZM134 20H135V19H134ZM144 20H146V19H144ZM149 20L151 21L150 18H149ZM157 20H158V19H157ZM164 20H165V19H163V22L165 23ZM167 20H168V19H167ZM195 20H196V19H195ZM14 21H15V20H14ZM21 21H22V20H21ZM34 21H35V20H34ZM53 21H54V20H53ZM81 21H82V20H81ZM87 21H88V20H87ZM89 21H90V20H89ZM101 21H100V23H101ZM112 21H113V22L108 21V22H110V23H108L109 26H110V24H112V23H117V22H115L114 20H112ZM121 21H122V20H121ZM128 21H129V20H128ZM137 21H139V20L137 19ZM146 21H147V20H146ZM152 21H153V20H152ZM180 21H181V20H180ZM203 21H204V19H203ZM217 21H218V20H217ZM225 21H227V19H226ZM228 21H229V20H228ZM232 21H233V20H232ZM237 21H238V20H237ZM239 21H240V19H239ZM244 21H245V20H244ZM1 22H2V21H1ZM12 22H13V21H12ZM26 22H28V21H26ZM32 22H33V21H32ZM32 22H31V23H32ZM73 22H74V21H73ZM77 22H78V21H77ZM84 22H85V21H84ZM119 22H118V23H119ZM129 22H130V21H129ZM129 22H128V23H129ZM131 22H133V21H131ZM131 22L129 23V25H128L127 22H126V23H127L128 26H130ZM134 22H135V21H134ZM134 22H133V23H134ZM143 22H145V21H143ZM178 22H179V21H178ZM187 22H188V21H187ZM194 22H195V21H194ZM194 22H192V23H194ZM206 22H208V21H206ZM234 22H236V21H234ZM246 22H247V21H246ZM24 23H25V20H24V22H23V26L25 25ZM33 23H34V22H33ZM33 23H32V27L34 26ZM35 23H36V22H35ZM35 23H34V24H35ZM88 23H89V22H88ZM97 23H98V21H95V24H97ZM118 23H117V24H118ZM121 23H123V21H122ZM148 23H149V21H148ZM189 23H190V22H189ZM200 23H201V22H200ZM208 23H210V22H208ZM213 23H214V22H213ZM232 23H233V22H232ZM238 23H240V22H238ZM238 23H237V25H239ZM4 24H5V23H4ZM9 24H10V23H9ZM12 24L14 25L15 23H12ZM20 24H22V23H20ZM39 24H40V23H39ZM58 24H59V21H58ZM60 24H61V23H60ZM74 24H76V22H75ZM82 24H83V23H82ZM108 24H107V25H108ZM138 24H140V23L138 22ZM159 24H160V23H159ZM167 24H168V23H167ZM176 24H177V22H176ZM179 24H180V23H179ZM179 24H178V25H179ZM182 24H183V23H182ZM182 24H180V25H182ZM222 24H223V23H222ZM226 24H227V22H226ZM1 25H2V24H0V27L2 28L3 26H1ZM17 25H18V24H17ZM26 25H27V24H26ZM37 25H38V24H37ZM44 25H45V24H44ZM44 25H43V26H44ZM50 25H51V24H50ZM62 25H63V24H62ZM76 25H77V24H76ZM90 25H91V24H90ZM97 25H101V26H102V24H97ZM119 25H120V23H119ZM124 25H125V22H124ZM127 25H126V26H127ZM142 25L145 26V23H143ZM147 25H150V24H147ZM163 25H165V24H163ZM211 25H213V24H211ZM229 25H230V24H229ZM231 25H232V24H231ZM231 25H230V26H231ZM234 25H236V24H234ZM253 25H254V24H253ZM8 26H9V25H8ZM10 26H11V25H10ZM21 26H22V25H21ZM30 26H31V25H30ZM35 26H36V25H35ZM38 26H39V25H38ZM38 26H37V27H38ZM40 26H41V25H40ZM46 26H47V25H46ZM85 26H86V25H85ZM85 26H84V27H85ZM109 26H108V27H109ZM121 26H122V25H121ZM121 26H119V27H121ZM128 26H127V27H128ZM132 26H135V25L132 24ZM227 26H228V24H227ZM241 26H242V25H241ZM246 26H247V25H246ZM249 26H250V25H249ZM256 26H257V24H256ZM259 26H261V25L259 24ZM262 26L264 27V25H262ZM32 27H31V28H32ZM51 27H53V26L51 25ZM61 27H62V26H61ZM86 27H87V26H86ZM91 27H92V26H91ZM94 27H96V26H94ZM97 27H98V26H97ZM116 27H117V26H116ZM122 27H123V26H122ZM122 27H121V28H122ZM127 27H126V28H127ZM162 27H163V26H162ZM196 27H197V26H196ZM243 27H244V25H243ZM5 28H7V27H5ZM5 28H4V29H5ZM13 28H14V27H13ZM24 28H27V27L24 26ZM29 28H30V27H29ZM31 28H30V29H31ZM38 28H39V27H38ZM38 28H37V29H38ZM89 28H90V27H88V29H89ZM104 28H105V26H104ZM110 28H111V27H110ZM113 28H114V27H113ZM124 28H125V27H124ZM131 28H132V27L130 26V30H131ZM160 28H161V27H160ZM217 28H218V27H217ZM230 28H231V27H230ZM230 28H229V29H230ZM246 28H247V27H246ZM246 28H245V29H246ZM249 28H252V27H249ZM18 29H19V28H18ZM18 29H17V30H18ZM20 29H22V28H20ZM27 29H28V28H27ZM30 29H28V30L30 31ZM33 29H34V28H33ZM37 29L35 28L36 31H37ZM43 29H44V27H43ZM43 29L41 28V30H43ZM45 29H47V28H45ZM67 29H68V28H67ZM83 29H84V28H83ZM107 29H108V28H107ZM115 29H116V28H115ZM117 29L119 30V28H117ZM144 29H147V28H144ZM196 29H197V28H196ZM240 29H242V28L240 27ZM252 29H253V28H252ZM252 29H251V32H255L256 29H257V27L254 28L255 31H254V29H253V31H252ZM1 30H2V29H1ZM10 30H11V29H10ZM12 30H13V29H12ZM28 30H27V33H28ZM64 30H65V29H64ZM72 30H73V29H72ZM85 30H87V29L85 28ZM94 30H95V28H94ZM104 30H105V29H104ZM132 30H134V29H132ZM132 30H131V32H132ZM136 30H137V29H136ZM148 30H149V29H148ZM154 30H156V29H154ZM160 30H161V29H160ZM167 30H168V29H167ZM206 30H207V29H206ZM209 30H210V29H209ZM235 30H236V28H235ZM247 30H248V29H247ZM257 30H258V29H257ZM262 30H263V29H261V31H262ZM4 31H5V30H4ZM8 31H9V30H8ZM8 31H5V32H8ZM14 31H15V28H14ZM18 31H20V33H23V32H21V30H18ZM45 31H46V30H45ZM45 31H44V32H45ZM69 31H70V30H69ZM87 31H88V30H87ZM107 31H108V30H107ZM107 31H106V34H107ZM127 31H128V30H127ZM157 31H159V30H157ZM157 31H156V32H157ZM174 31H175V30H174ZM174 31H173V32H174ZM180 31H181V30H180ZM218 31H219V30H218ZM224 31H226V30H224ZM258 31H259V30H258ZM258 31H257V33H258ZM10 32H11V31H10ZM30 32H31V31H30ZM33 32H34V30H33ZM33 32H32V33H33ZM44 32H42V33H44ZM61 32H62V31H61ZM66 32H67V31H66ZM81 32H82V31H81ZM85 32H86V31H85ZM95 32H96V30H95ZM101 32H103V31L101 30ZM138 32H139V31H138ZM151 32H152V31H150V33H151ZM175 32H176V31H175ZM183 32H184V31H183ZM215 32H216V31H215ZM234 32H235V31H234ZM234 32H233V34H234ZM247 32H248V31H247ZM249 32H250V30H249ZM262 32H263V31H262ZM262 32H260V33H262ZM20 33H19V34H20ZM24 33H26L25 30H24ZM27 33H26V34H27ZM32 33H31V34H32ZM42 33L40 32V34H42ZM46 33H47V32H46ZM46 33H44V34L46 35ZM55 33H56V32H55ZM59 33H60V32H59ZM59 33H58V34H59ZM86 33H87V32H86ZM134 33H135V32H134ZM154 33H155V32H154ZM170 33H171V32H170ZM217 33H218V32H217ZM263 33H264V32H263ZM8 34H9V33H8ZM28 34H29V33H28ZM31 34H30V35H31ZM37 34H38V33H37ZM56 34H57V33H56ZM60 34H63V33H60ZM91 34H93V32H91ZM118 34H120V32H117V34H116V33H113V35H116V36L119 37ZM122 34H123V33L120 34V37L124 36V34H123V35H122ZM130 34H131V33H130ZM132 34H133V32H132ZM138 34H139V33H138ZM160 34H161V32H160ZM166 34H167V33H166ZM172 34H173V33H172ZM180 34H182V32H181ZM192 34H193V33H192ZM192 34H191V35H192ZM200 34H201V33H200ZM200 34H199V35H200ZM213 34H214V33H213ZM233 34H232V35H233ZM255 34H256V32H255ZM10 35H13V34H10ZM30 35H29V36H30ZM49 35H50V34H49ZM69 35H70V34H69ZM94 35H95V34H94ZM94 35H93V36H94ZM99 35H100V34H99ZM108 35H109V34H108ZM111 35H112V34H111ZM127 35H128V33H127ZM127 35H125V36H127ZM135 35H137V34H135ZM174 35H176V33H175ZM188 35H190V34L188 33ZM193 35L196 36V34H193ZM214 35H215V34H214ZM226 35H227V34H226ZM235 35H236V34H235ZM241 35H243V34H241ZM245 35L248 36V34H245ZM249 35H250V33H249ZM251 35H252V34H251ZM253 35H254V34H253ZM253 35H252V37H253ZM256 35H257V34H256ZM261 35L263 36V34H261ZM261 35H260V36H261ZM1 36H2V35H1ZM1 36H0V37H1ZM13 36H14V35H13ZM15 36H16V34H15ZM20 36H22L21 38H23V35H20ZM20 36H19V37H20ZM29 36H28V37H29ZM55 36H56V35H55ZM55 36H53V37L55 38ZM61 36H62V35H61ZM70 36H71V35H70ZM90 36H91V35H90ZM102 36H103V35H102ZM116 36H114V37H116ZM133 36H134V34H133ZM133 36H132V37H133ZM138 36H139V35H137V36H136L137 38H134V39H138V38H139ZM157 36H158V35H157ZM164 36H165V34H164ZM172 36H173V35H172ZM179 36H180V35H179ZM179 36H178V37H179ZM186 36H187V35H186ZM227 36H228V35H227ZM233 36H234V35H233ZM233 36H232V37H233ZM243 36H244V35H243ZM243 36H241V37H243ZM258 36H259V35H258ZM260 36H259L258 39H260ZM2 37H3V36H2ZM24 37H25V34H24ZM32 37H33L34 39L36 38V37H34L33 34H32ZM39 37H40V36H39ZM42 37H44V36H42ZM65 37H66V36H65ZM68 37H69V36H68ZM75 37H76V36H75ZM87 37H88V36H87ZM105 37H106V36H105ZM132 37H131V38H132ZM134 37H135V36H134ZM140 37H141V35H140ZM183 37H184V36H183ZM201 37H204V35L201 36ZM225 37H226V36H225ZM235 37H237V36H235ZM238 37H239V35H238ZM238 37H237V38H238ZM252 37H250V38H248V39L250 40ZM58 38H59V36L57 37V39H58ZM62 38H63V37H62ZM69 38H70V37H69ZM78 38H79V37H78ZM155 38H156V37H155ZM164 38H165V37H164ZM167 38H168V37H167ZM173 38H174V37H173ZM179 38H180V37H179ZM194 38H196V37H194ZM253 38L255 39L256 37H253ZM263 38H264V36H263ZM2 39H3V38H2ZM16 39H18V38L16 37ZM16 39H15V41H16ZM25 39H26V38H25ZM28 39H29V38H28ZM30 39H32V38L30 37ZM55 39H56V38H55ZM57 39H56V40H57ZM91 39H92V38H91ZM94 39H96V37H95ZM101 39H104V37L101 38ZM107 39H108V38H107ZM125 39H127V38H125ZM142 39H144V38L142 37ZM142 39H141V40H142ZM148 39H149V38H148ZM160 39H161V38H160ZM204 39H206V38H204ZM230 39H231V38H230ZM239 39H241V38H239ZM245 39H246V38H245ZM254 39H252V40H254ZM3 40H4V39H3ZM3 40H2V41H3ZM5 40H6V39H5ZM37 40H38V39H37ZM39 40H42V39H39ZM39 40H38V42H39ZM81 40H82V39H81ZM99 40H100V39H99ZM109 40H110V38H109ZM144 40H145V39H144ZM172 40H173V39H172ZM185 40H186V39H185ZM217 40H218V39H217ZM237 40H238V39H237ZM237 40H236V41H237ZM243 40H244V38H243ZM243 40H242V42H243ZM249 40H248V41H249ZM256 40H257V39H256ZM263 40H264V39H263ZM15 41H14V42H15ZM19 41H21V42L24 41L23 43H25V44L28 42V40H23V39H20V38H19ZM19 41H18V42H19ZM25 41H26V42H25ZM43 41H44V40H43ZM47 41H48V40H47ZM58 41H59V40H58ZM85 41H86V40H85ZM90 41H91V40H90ZM97 41H98V40H97ZM102 41H104V40H102ZM102 41H101V43H103ZM120 41H121V40H120ZM129 41H130V40H129ZM131 41H132V39H131ZM145 41H146V40H145ZM148 41H150V40H148ZM154 41H155V40H154ZM160 41H161V40H160ZM165 41H166V40H165ZM168 41H171V40H168ZM168 41H167V42H168ZM189 41H191V40H189ZM189 41H188V42H189ZM202 41H203V40H202ZM204 41H205V40H204ZM232 41H233V39H232ZM236 41L234 42V44L232 43L234 46H235V44H236ZM238 41H240V40H238ZM248 41H247V42H248ZM254 41H255V40H254ZM257 41H258V40H257ZM257 41H256L255 43H257ZM7 42H8V41H6V43H7ZM18 42H17V43H18ZM32 42H34V44L36 43L35 45H37V43H38V42H36V40H35V41L33 40ZM41 42H42V41H41ZM143 42H144V41H143ZM150 42H151V41H150ZM158 42H159V41H158ZM178 42H179V41H178ZM178 42H177V43H178ZM183 42H184V41H183ZM185 42H186V41H185ZM191 42H193V41H191ZM197 42H199V41L197 40ZM247 42H245V43L247 44ZM260 42L262 43L263 41H262V40H261V41L259 40L258 43L261 44ZM4 43H5V42H4ZM15 43H16V42H15ZM17 43H16V44H17ZM44 43H45V42H44ZM48 43H49V42H48ZM63 43H64V42H63ZM72 43H73V42H72ZM75 43H76V41H75ZM90 43H91V42H90ZM96 43H97V42H96ZM101 43H100V44H101ZM110 43H111V42H110ZM122 43H123V42H122ZM138 43H139V42H138ZM148 43H149V42H148ZM153 43H154V42H153ZM160 43H161V42H160ZM165 43H166V42H165ZM179 43H180V42H179ZM200 43H202V42H200ZM204 43H205V42H204ZM204 43H203V44H204ZM208 43H209V42H208ZM215 43H216V42H215ZM245 43H244V44H245ZM248 43H249V42H248ZM250 43H251V42H250ZM250 43H249V44H250ZM9 44H11V42H10ZM13 44H14V43H13ZM18 44H19V43H18ZM27 44H28V43H27ZM27 44H26V45H27ZM31 44H32V47H33V43H29L28 45L31 46ZM61 44H62V43H61ZM83 44H84V43H83ZM98 44H99V43H98ZM103 44H104V43H103ZM105 44H106V43H105ZM115 44H116V43H115ZM115 44H114V45H115ZM117 44H118V43H117ZM149 44H150V43H149ZM154 44H155V43H154ZM156 44H157V43H156ZM183 44H184V43H183ZM196 44H197V43H196ZM198 44H199V43H198ZM198 44H197V45H198ZM230 44H231V43H230ZM241 44L243 45V43H241ZM246 44H245V47H246ZM249 44H248V46H249ZM253 44H254V43H253ZM5 45H8V44H5ZM20 45H21V44H20ZM26 45H25V47H26ZM35 45H34V46H35ZM40 45H41V44H40ZM44 45H45V44H44ZM44 45H43V46H44ZM62 45H63V44H62ZM91 45H92V44H91ZM96 45H97V44H96ZM106 45H108V44H106ZM106 45H105V46H106ZM112 45H113V43H112ZM142 45H143V44H142ZM167 45H169V44H167ZM173 45H174V44H173ZM199 45H200V44H199ZM209 45H210V44H209ZM227 45H228V44H227ZM251 45H252V44H251ZM256 45H257V44H256ZM256 45L254 46L255 48H256ZM8 46L11 47L12 44H11V46H10V45H8ZM17 46H18V45H17ZM30 46H29V47H30ZM43 46H42V47H43ZM66 46H67V45H66ZM101 46L103 47V45H101ZM101 46H100V47H101ZM110 46H111V45H110ZM134 46H135V44H134ZM138 46H139V45H138ZM171 46H172V45H171ZM171 46H169V48H171ZM204 46H205V45H204ZM236 46H237V45H236ZM258 46H259V45H258ZM258 46H257V48H258ZM9 47H8V48L6 47V50L9 49ZM13 47H14V45H13ZM13 47H11V50H12ZM32 47H31V48H32ZM48 47H49V46H48ZM50 47H51V46H50ZM67 47H68V46H67ZM74 47H75V46H74ZM94 47H95V46H94ZM113 47H114V46H113ZM116 47H117V46H116ZM136 47H137V46H136ZM144 47H145V45H144ZM147 47H148V46H147ZM159 47H160V46H159ZM177 47H178V46H177ZM201 47H203V45H202ZM211 47H212V46H211ZM227 47H228V46H227ZM230 47H231V46H230ZM250 47H251V46H250ZM4 48H5V46H4ZM4 48H3V49H4ZM31 48H30V49H31ZM34 48H35V47H34ZM45 48H46V47H45ZM69 48H70V47H69ZM88 48H89V47H88ZM92 48H93V47H92ZM95 48L97 49V47H95ZM106 48H107V47H106ZM122 48H123V47H122ZM122 48H121V49H122ZM155 48H156V45H155ZM203 48H205V47H203ZM213 48H214V47H213ZM213 48H212V49H213ZM216 48H217V44H216ZM234 48H235V47H234ZM237 48H239V47L237 46ZM243 48H244V46H243ZM243 48H242V49H243ZM255 48H253V49L256 50L257 48H256V49H255ZM36 49H40V47H39V48H36ZM50 49H52V48H50ZM98 49H99V48H98ZM103 49H105V48H103ZM148 49H149V48H148ZM163 49H164V47H163ZM175 49H176V48H175ZM175 49H174V50H175ZM179 49H180V48H179ZM181 49H182V48H181ZM205 49H208V47L205 48ZM220 49H221V47H220ZM240 49H241V48H240ZM249 49H250V48H249ZM14 50H15V49H14ZM17 50H18V49H17ZM22 50H23V49H22ZM22 50H21V51H22ZM44 50H45V49H44ZM47 50H48V49H47ZM53 50H54V49H53ZM86 50H87V49H86ZM89 50H90V49H89ZM91 50H92V49H91ZM100 50H101V49H100ZM126 50H127V49H126ZM126 50H125V51H126ZM156 50H157V49H156ZM191 50H192V49H191ZM198 50H199V49H198ZM217 50H219V49H217ZM227 50H228V49H227ZM227 50H226V51H227ZM0 51H1V50H0ZM2 51H3V50H2ZM9 51H10V50H9ZM15 51H16V50H15ZM19 51H20V50H19ZM19 51H17V53H18ZM49 51H50V50H49ZM96 51H97V50H96ZM104 51H106V50H104ZM107 51H108V50H107ZM109 51H110V50H109ZM118 51H119V50H118ZM151 51H152V50H151ZM159 51H160V50H159ZM179 51H181V50H179ZM193 51H194V50H193ZM210 51H211V50H210ZM212 51H213V50H212ZM221 51H222V50H221ZM230 51H231V50H230ZM242 51H243V50H242ZM247 51H249V50H247ZM256 51H258V50H256ZM260 51H261V50H260ZM5 52L8 53L7 51H5ZM5 52H4V53H5ZM23 52H24V51H23ZM50 52H51V51H50ZM111 52H114V51H111ZM121 52H122V51H121ZM146 52H148V50H147ZM156 52H157V51H156ZM161 52H162V51H161ZM187 52H188V51H187ZM213 52L215 53L216 51H213ZM2 53H3V52H2ZM9 53H10V52H9ZM17 53H16V54H17ZM24 53H25V52H24ZM39 53H40V52H39ZM42 53H43V52H42ZM42 53H41V54H42ZM47 53H49V52H47ZM51 53H52V52H51ZM51 53H50V54H51ZM57 53H58V51H57ZM76 53H77V52H76ZM79 53H80V52H79ZM104 53H105V52H104ZM106 53H107V52H106ZM133 53H134V52H133ZM148 53H149V52H148ZM148 53H147L146 55H148ZM150 53H151V52H150ZM185 53H186V52H185ZM185 53H184V54H185ZM189 53H190V51H189ZM199 53H200V52H199ZM220 53L222 54V52H220ZM231 53H232V52H231ZM22 54H23V53H22ZM41 54H38V55H41ZM110 54H111V53H110ZM129 54H130V53H129ZM138 54H139V53H138ZM163 54H164V53H163ZM165 54H166V53H165ZM182 54H183V51H182ZM203 54H204V53H203ZM218 54H219V53H218ZM218 54H216V55H218ZM224 54H225V53H224ZM227 54H228V53H227ZM259 54H260V52H259ZM262 54H263V53H262ZM5 55H6V54H4L3 56H5ZM7 55H8V54H7ZM7 55H6V56H7ZM18 55H19V54H18ZM44 55H45V53L43 54V56H44ZM46 55H47V54H46ZM55 55H56V53H55ZM83 55H84V54H83ZM111 55H112V54H111ZM116 55H117V54H116ZM120 55H121V53H120ZM120 55H119V56H120ZM130 55H131V54H130ZM142 55H143V54H142ZM144 55H145V54H144ZM144 55H143V57H144ZM150 55H153V54H150ZM166 55H167V54H166ZM187 55H188V54H187ZM187 55H186V56H187ZM190 55H191V53H190ZM207 55L209 56V54H207ZM252 55H254V54H252ZM8 56H9V55H8ZM12 56H13V57H12ZM15 56H16V55H15ZM26 56H27V55H26ZM30 56H31V55H29V57H30ZM41 56H42V55H41ZM43 56H42V57H43ZM47 56H48V55H47ZM168 56H169V55H168ZM168 56H167V57H168ZM192 56H193V55H192ZM205 56H206V55H205ZM208 56H207V57H208ZM219 56H220V55H219ZM233 56H236V55L234 54ZM245 56L249 57V55H247V54H246ZM255 56L257 57V59L260 57L259 55H256V54H255ZM255 56H254V59L256 58ZM10 57H12V58L14 59V55L11 54ZM27 57H28V56H27ZM39 57H40V56H39ZM44 57H46V56H44ZM82 57H83V56H82ZM84 57H85V56H84ZM145 57H146V56H145ZM147 57H148V56H147ZM150 57H151V56H150ZM153 57H154V56H153ZM153 57H152V58H153ZM188 57H189V56H188ZM202 57L204 58V56H202ZM209 57H211V56H209ZM209 57H208V58H209ZM220 57H221V56H220ZM236 57H237V56H236ZM250 57H251V54H250ZM20 58L22 59V55H21ZM31 58H32V57H31ZM129 58H130V57H129ZM238 58H239V57H238ZM238 58H235V59L238 60ZM252 58H253V57H252ZM13 59H12V60H13ZM16 59H18V58H15L14 60H16ZM21 59H20V60H21ZM32 59H33V58H32ZM35 59L37 60V58H34V60H35ZM43 59H44V58H43ZM45 59H49V60H50L49 57H47V58H45ZM45 59H44V60H45ZM60 59H61V58H60ZM77 59H78V58H77ZM80 59H81V58H80ZM100 59H101V57H100ZM133 59H135V58H133ZM160 59H161V57H160ZM160 59H159V60H160ZM193 59H194V58H193ZM219 59H220V58H219ZM221 59H222V58H221ZM229 59H230V58H229ZM242 59H243V57H242L241 59H239V60H241V65H243V64H242V62H243ZM250 59H251V58H250ZM261 59L263 60V56L261 57ZM14 60H13V61H14ZM18 60H19V59H18ZM30 60H31V59L29 58V62H27V64L30 63ZM41 60H42V58H41ZM44 60H43V62H44ZM71 60H72V59H71ZM75 60H76V59H75ZM143 60H144V59H143ZM151 60H153V59H151ZM161 60H162V59H161ZM207 60L209 61V59H207ZM210 60H211V59H210ZM243 60H244V59H243ZM262 60H261V62H262ZM13 61H12V62H13ZM39 61H40V59H39ZM39 61H38V62H39ZM106 61H107V59H106ZM106 61H105V62H106ZM120 61H121V60H120ZM134 61H135V60H134ZM162 61H165V60H162ZM162 61H161V63H162ZM179 61H180V60H179ZM181 61H182V60H181ZM192 61H193V60H192ZM219 61H220V60H219ZM246 61H247V60H246ZM246 61H245V62H246ZM252 61H253V60H251V62H252ZM259 61H260V60H259ZM21 62H22V61H21ZM23 62H24V61H23ZM23 62H22L21 64H23ZM38 62H36V63H38ZM43 62L41 61V64H42ZM45 62H46V61H45ZM47 62H48V61H47ZM47 62L44 63V65H43V64H42V65L39 64V65H41V66H39V69L41 70L40 67L43 68V66H45L46 64L48 65ZM49 62H50V61H49ZM60 62H63V61H60ZM132 62H133V61H132ZM132 62H131V64H133ZM193 62H194V61H193ZM230 62H231V61H230ZM10 63H11V61H10ZM18 63H19V62H18ZM25 63H26V62H25ZM33 63H34V62H33ZM39 63H40V62H39ZM57 63H58V62H56V64H57ZM115 63H116V62H115ZM115 63H114V64H115ZM119 63H120V62H119ZM125 63H126V62H125ZM159 63H160V62H159ZM235 63H237V62H235ZM254 63H255V62H254ZM7 64H8V63H7ZM27 64H26V67H27ZM52 64H54V63H52ZM65 64H66V63H65ZM104 64H105V63H104ZM110 64H111V63H110ZM116 64L118 65V63H116ZM165 64H166V63H165ZM183 64H184V63H183ZM211 64H212V63H211ZM229 64H230V63H229ZM244 64H245V63H244ZM246 64H247V63H246ZM246 64H245V67H246ZM252 64H253V62H252ZM256 64H257V65H256ZM259 64H260V63H255V65H256L257 68H258V65H259ZM262 64H263V66H264V62H263ZM18 65H19V64H18ZM32 65H33V64H32ZM34 65H35V63H34ZM36 65H37V64H36ZM49 65H51V64L49 63ZM59 65H61V64H59ZM107 65H108V64H107ZM137 65H138V64H137ZM194 65H195V64H194ZM209 65H210V62H209ZM227 65H228V64H227ZM247 65H248V64H247ZM15 66H16V65H15ZM20 66H21V65H20ZM57 66H58V65H57ZM86 66H88V65H86ZM93 66H94V65H93ZM124 66H125V65H124ZM131 66H132V65H131ZM135 66H136V65H135ZM207 66H208V65H207ZM210 66H211V65H210ZM235 66L237 67V65H235ZM238 66H239V65H238ZM250 66H251V65H250ZM252 66H253V65H252ZM252 66H251V68H252ZM9 67H10V66H9ZM30 67H32L31 64H30ZM34 67H37V66H34ZM89 67H90V66H89ZM106 67H107V66H106ZM112 67H113V66H112ZM112 67H111V68H112ZM114 67H115V66H114ZM117 67H118V66H117ZM121 67H122V66H121ZM128 67H129V66H128ZM138 67H139V66H138ZM185 67H186V65H185ZM185 67H184V68H185ZM188 67H189V66H188ZM218 67H219V66H218ZM245 67H244V68H245ZM248 67H249V66H248ZM259 67H260V65H259ZM13 68H14V67H13ZM13 68H12V70H13ZM15 68H16V67H15ZM22 68H23V67H22ZM27 68H28V67H27ZM32 68H33V67H32ZM48 68H49V67H48ZM68 68L72 69L71 67H68ZM122 68H123V67H122ZM144 68H145V67H144ZM144 68H143V69H144ZM165 68H166V67H165ZM186 68H187V67H186ZM207 68L210 69V67H207ZM254 68H255V67H254ZM261 68H262V66H261ZM261 68H260V69H261ZM50 69H53V67L50 68ZM57 69H59V68L57 67ZM57 69H56V70H57ZM60 69H61V68H60ZM79 69H80V68H79ZM109 69H110V68H109ZM114 69H115V68H114ZM141 69H142V68H141ZM157 69H158V68H157ZM162 69H163V68H162ZM198 69H200V68H198ZM216 69H217V68H216ZM232 69H233V68H232ZM236 69H237V68H236ZM262 69H263V68H262ZM12 70H11V71H12ZM14 70H15V69H14ZM14 70H13V71H14ZM18 70H19V69H18ZM24 70H25V68H24ZM33 70H35V68H34ZM37 70H38V69H37ZM53 70H55V69H53ZM86 70H88V69H86ZM89 70H90V69H89ZM144 70H145V69H144ZM144 70H143V71H144ZM151 70H152V69H151ZM174 70H175V69H174ZM187 70H188V68H187ZM187 70H185V71H187ZM217 70H218V69H217ZM217 70H216V71H217ZM220 70L222 71V69H220ZM245 70H246V69H245ZM27 71H28V70H27ZM27 71H26V73H27ZM72 71H73V70H72ZM110 71H112V70H110ZM117 71H119V69H118ZM117 71H116V72H117ZM125 71H126V70H125ZM155 71H156V70H155ZM157 71H158V70H157ZM190 71H192V70H190ZM190 71H189V73H190ZM229 71H230V70H229ZM247 71H248V70H247ZM253 71H255V70H253ZM259 71H261V70H259ZM7 72H8V71H7ZM15 72H17V71H15ZM31 72H32V71L30 70V73H31ZM42 72H43V70H42ZM42 72H41V73H42ZM47 72H48V71H47ZM52 72H53V71H52ZM54 72H55V71H54ZM58 72H59V71H57V74H58ZM62 72H63V71H62ZM82 72H83V71H82ZM171 72H172V71H171ZM179 72H180V71H179ZM261 72H263V70H262ZM18 73H19V72H18ZM18 73H17V74H18ZM20 73H21V72H20ZM28 73H29V72H28ZM32 73L34 74V71H33ZM48 73H49V72H48ZM48 73H47V74H48ZM73 73H74V72H73ZM120 73H121V72H120ZM122 73H123V72H122ZM134 73H135V72H134ZM137 73H138V71H137ZM143 73H144V72H143ZM143 73H142V74H143ZM146 73H148V72H146ZM149 73H150V71H149ZM223 73H224V72H223ZM223 73H222V74H223ZM229 73H230V72H229ZM9 74H10V72H9ZM14 74H15V73H14ZM17 74H15V75H17ZM37 74H38V72H37ZM45 74H46V73H45ZM49 74H50V73H49ZM92 74H93V73H92ZM95 74H96V73H95ZM124 74H125V73H124ZM132 74H133V73H132ZM132 74H131V75H132ZM167 74H168V73H167ZM198 74L200 75V73H198ZM220 74H221V73H220ZM233 74H234V72H233ZM236 74H238V73H236ZM247 74H248V73H247ZM252 74H253V73H252ZM255 74H256V73H255ZM263 74H264V73H263ZM12 75H13V74H12ZM18 75H19V74H18ZM27 75H29V74H27ZM52 75H53V73H52ZM58 75L60 76V73H59ZM63 75H64V74H63ZM96 75H97V74H96ZM131 75H130V76H131ZM140 75H141V74H140ZM140 75H139V76H140ZM148 75H149V74H148ZM156 75H157V74H156ZM177 75H178V74H177ZM188 75H189V74H188ZM226 75H227V74H226ZM240 75H241V74H240ZM243 75H244V74H243ZM258 75H259V74H258ZM8 76H11V74L8 75ZM8 76H7V77H8ZM25 76H26V74H25ZM31 76H32V74H31ZM34 76H35V75H34ZM36 76H38V75H36ZM36 76H35V77H36ZM44 76H47V75H44ZM59 76H58V77H59ZM74 76H75V75H74ZM81 76H82V75H81ZM81 76H80V77H81ZM121 76H122V74H121ZM143 76H144V75H143ZM153 76H154V75H153ZM158 76H159V75H158ZM162 76H163V75H162ZM192 76H193V74H192ZM222 76H223V75H222ZM235 76H237V75H235ZM248 76H249V75H248ZM259 76H260V75H259ZM261 76H262V75H261ZM261 76H260V78H261ZM12 77H13V76H12ZM21 77H22V76H21ZM23 77H24V76H23ZM50 77H51V76H50ZM52 77H53V76H52ZM76 77H77V76H76ZM80 77H78V78H80ZM112 77H113V76H112ZM126 77H127V75H126ZM147 77H148V76H147ZM186 77H187V76H186ZM188 77H189V76H188ZM199 77H200V76H199ZM215 77H216V76H215ZM224 77H225V76H224ZM14 78H16V76H15ZM24 78H25V77H24ZM29 78H30V77H29ZM29 78H27V79H29ZM38 78H39V77H38ZM64 78H65V77H64ZM84 78H85V75H84ZM116 78H117V77H116ZM148 78H149V77H148ZM156 78H157V77H156ZM174 78H175V76H174ZM190 78H191V76H190ZM195 78H196V77H195ZM234 78H235V77H234ZM254 78H255V77H254ZM10 79H11V78H10ZM21 79L23 80V78H21ZM21 79H20V80H21ZM34 79H35V78H34ZM43 79H44V78H43ZM43 79H42V80H43ZM57 79H58V78H57ZM57 79H56V80H57ZM66 79H67V78H66ZM89 79H90V78H89ZM94 79H96V78L94 77ZM110 79H111V78H110ZM124 79H125V78H124ZM141 79H142V78H141ZM141 79L139 78V81H140ZM151 79H152V78H151ZM166 79H167V78H166ZM201 79H203V77H202ZM201 79H200V81H201ZM212 79H213V78H212ZM214 79H215V78H214ZM216 79H217V78H216ZM219 79H220V78H219ZM223 79H224V78H222V80H223ZM240 79H241V78H240ZM13 80H14V79H13ZM17 80H18V78H17ZM20 80H19V82H20ZM49 80H51V79H49ZM49 80H48V81H49ZM72 80H73V79H72ZM99 80H100V79H99ZM113 80H114V79H113ZM136 80H138V79H136ZM153 80H154V79H153ZM189 80H190V79H189ZM198 80H199V79H198ZM228 80H229V79H228ZM231 80H232V77H231ZM254 80H255V79H254ZM24 81H25V80H24ZM35 81H36V80H35ZM45 81H46V80H45ZM51 81H52V80H51ZM61 81H63V79H62ZM66 81H67V80H66ZM76 81H77V80H76ZM97 81H98V80H97ZM100 81H101V80H100ZM192 81H193V80H192ZM215 81H216V80H215ZM241 81H242V80H241ZM262 81H263V80H262ZM10 82H11V81H10ZM13 82H14V81H13ZM15 82H16V80H15ZM15 82H14V85H15ZM22 82H23V81H22ZM22 82H21V83H22ZM39 82H40V80H39ZM43 82H44V81H43ZM63 82H64V81H63ZM85 82H86V81H85ZM88 82H89V81H88ZM119 82H120V81H118V84H119ZM124 82H125V81H124ZM130 82H131V84H132V82H134V81H130ZM142 82H143V81H142ZM145 82H146V81H145ZM184 82H185V80H184ZM188 82H189V81H188ZM196 82H197V81H196ZM196 82H194V83H196ZM201 82H202V81H201ZM206 82H207V81H206ZM210 82H211V81H210ZM210 82L208 81V83H210ZM217 82H218V81H217ZM223 82H224V81H223ZM226 82H228V81H226ZM1 83H2V82H1ZM30 83H32V81H30ZM40 83H41V82H40ZM44 83H45V82H44ZM44 83H43V84H44ZM56 83H57V82H56ZM68 83H69V82H68ZM71 83H72V82H71ZM74 83H75V82H74ZM135 83H136V82H135ZM186 83H187V81H186ZM192 83H193V82H192ZM203 83H204V82H203ZM208 83H207V84H208ZM218 83H219V82H218ZM218 83H215V84H218ZM220 83H221V82H220ZM229 83H230V82H229ZM261 83H262V82H261ZM48 84H49V83H48ZM52 84H53V82H52ZM101 84H102V83H101ZM133 84H134V83H133ZM138 84H139V83H138ZM141 84H142V83H141ZM143 84H144V83H143ZM153 84H154V83H153ZM155 84H157V83H155ZM155 84H154V85H155ZM174 84H175V83H174ZM180 84L183 85L182 82H181ZM205 84H206V83H205ZM210 84H211V83H210ZM210 84H208V85H210ZM212 84H213V83H212ZM223 84H224V83H223ZM225 84H226V83H225ZM231 84H232V83H231ZM233 84H234V82H233ZM233 84H232V85H233ZM256 84H257V83H256ZM16 85H17V84H16ZM22 85H23V83L21 84V86H22ZM34 85H35V84H34ZM36 85H37V84H36ZM38 85H39V84H38ZM53 85H54V84H53ZM53 85H52V86H53ZM56 85H57V84H56ZM89 85H90V84H89ZM108 85H109V84H108ZM116 85H117V84H116ZM119 85H120V84H119ZM145 85H147V84H145ZM169 85H170V84H169ZM181 85H180V86H181ZM195 85H196V84H195ZM197 85H198V83H197ZM197 85H196V86H197ZM203 85H204V84H203ZM219 85H220V84H219ZM226 85H228V84H226ZM234 85H235V84H234ZM21 86H19V87H21ZM91 86H92V85H91ZM95 86H96V84H95ZM125 86H126V85H125ZM148 86H149V85H148ZM152 86H153V85H152ZM176 86H177V85H176ZM180 86H179V87H180ZM200 86H201V84H200ZM210 86H211V85H210ZM214 86H215V85H214ZM224 86H225V85H224ZM40 87H43V86H40ZM139 87H140V86H139ZM182 87H183V86H182ZM184 87H185V86H184ZM260 87H261V86H260ZM262 87H263V86H262ZM11 88H12V90H13V89H16L17 87H16V88H15V87H11ZM26 88H27V87H26ZM36 88H37V87H36ZM43 88H44V87H43ZM59 88H60V87H59ZM88 88H89V87H88ZM93 88H94V87H93ZM129 88H130V87H129ZM131 88H132V87H131ZM188 88H189V87H188ZM195 88H196V87H195ZM212 88H213V90H214V87H212ZM216 88L218 89V87H216ZM250 88H251V87H250ZM17 89H20V88H17ZM28 89H29V88H28ZM38 89H39V87H38ZM81 89H82V88H81ZM85 89H87V88H85ZM103 89H104V86H103ZM115 89H116V88H115ZM136 89H137V88H136ZM146 89H148V88L146 87ZM163 89H164V88H163ZM163 89H162V90H163ZM168 89H170V88H168ZM197 89L199 90V88H197ZM201 89H202V88H201ZM205 89H206V88H205ZM219 89H220V86H219ZM235 89H236V87H235ZM12 90H6V91H12ZM24 90H25V89H24ZM24 90H23V91H24ZM66 90H67V89H66ZM83 90H84V89H83ZM91 90H92V88H91ZM132 90H133V89H132ZM194 90H195V89H194ZM207 90H208V87H207ZM224 90H225V88H224ZM224 90H223V91H224ZM240 90H241V88H240ZM240 90H239V91H240ZM263 90H264V88H263ZM21 91H22V90L20 89V91H17V92H21ZM23 91L21 92V95H22V96H23V94H22ZM86 91H87V90H86ZM86 91H85V92H86ZM125 91H126V90H125ZM138 91H139V90H138ZM155 91H156V90H155ZM184 91H186V90H184ZM204 91H205V90H204ZM215 91H216V90H215ZM217 91H219V90H217ZM217 91H216V92H217ZM223 91H222V92H223ZM230 91H231V90H230ZM237 91H238V90H237ZM237 91H236V92H237ZM246 91H247V90H246ZM246 91H245V92H246ZM14 92H15V91H13V93H14ZM74 92H75V91H74ZM81 92H82V91H81ZM99 92H100V91H99ZM129 92H131V90H130ZM142 92H143V91H142ZM146 92H147V91H146ZM150 92H151V91H150ZM150 92H149V93H150ZM158 92H159V91H158ZM171 92H172V91H171ZM198 92H199V91H198ZM205 92H206V91H205ZM222 92H221V93H222ZM225 92H226V91H225ZM227 92H228V91H227ZM232 92H233V90H232ZM234 92H235V90H234ZM245 92H244V93H245ZM253 92H255V90H254ZM253 92H252V93H253ZM4 93H5V91H4ZM13 93L11 92L10 94H13ZM24 93H25V92H24ZM69 93H70V92H69ZM72 93H73V92H72ZM88 93H89V90H88ZM95 93H96V92H95ZM105 93H106V92H105ZM167 93H168V92H167ZM173 93H174V92H173ZM203 93H204V92H203ZM229 93H230V92H229ZM240 93H242V92H240ZM240 93H239V94H240ZM248 93H249V92H248ZM250 93H251V92H250ZM256 93H257V92H256ZM1 94H2V92H1ZM10 94H8V95H10ZM61 94H62V93H61ZM113 94H114V93H113ZM132 94H133V93H132ZM153 94H154V93H153ZM158 94H159V93H158ZM198 94H199V93H198ZM209 94H210V93H209ZM217 94H218V93H217ZM224 94H225V93H224ZM224 94H221V95L224 96ZM231 94H232V93H231ZM233 94H235V93H233ZM253 94H254V93H253ZM253 94H252V95H253ZM260 94H261V93H260ZM260 94H259V95H260ZM13 95H15V94H13ZM19 95H20V93L18 94V97L20 98ZM29 95H30V94H29ZM33 95H34V94H33ZM51 95H53V93H52ZM57 95H58V94H57ZM69 95L72 96V94H69ZM69 95H68V96H69ZM117 95H118V94H117ZM127 95H128V94H127ZM147 95H149V94H147ZM151 95H152V94H151ZM194 95H195V94H194ZM196 95H197V94H196ZM203 95H204V94H203ZM221 95H220V96H221ZM225 95L228 96V95H230V94H225ZM243 95H244V94H243ZM15 96H17V95H15ZM22 96H21V97H22ZM27 96H28V95H27ZM39 96H40V95H39ZM68 96H67V97H68ZM77 96H78V95H77ZM77 96H76V97H77ZM79 96H80V95H79ZM108 96H109V95H108ZM161 96H162V95H161ZM161 96H160V97H161ZM223 96H222V97H223ZM235 96H236V95H235ZM254 96H255V95H254ZM6 97H7V96H6ZM6 97H5V98H6ZM32 97H33V96H32ZM35 97H36V96H35ZM50 97H51V96H50ZM53 97H54V96H53ZM93 97H94V96H93ZM140 97H141V96H140ZM149 97H150V96H149ZM151 97H152V96H151ZM155 97H156V96H155ZM193 97H194V96H193ZM197 97H199V96H197ZM200 97H201V96H200ZM260 97H262V96H260ZM7 98H8V97H7ZM19 98H18V100H19ZM27 98H29V97H27ZM42 98H43V97H42ZM42 98H41V99H42ZM44 98H45V97H44ZM48 98H49V96H48ZM142 98L145 99L144 96H143ZM166 98H167V97H166ZM170 98H171V97H170ZM203 98H204V97H203ZM209 98H211V96H210ZM238 98H239V97H238ZM238 98H237V99H238ZM246 98H247V97H246ZM246 98H244V99H246ZM256 98H257V97H256ZM0 99H1V98H0ZM10 99H11V98H10ZM14 99H15V98H14ZM23 99H24V98H23ZM25 99H26V98H25ZM30 99H31V98H30ZM30 99H29V100H30ZM73 99H74V98H73ZM82 99H83V98H82ZM139 99H140V98H139ZM147 99L149 100V98H147ZM151 99H152V98H151ZM156 99H157V98H156ZM158 99H159V98H158ZM168 99H169V98H168ZM198 99H199V98H198ZM218 99H219V98H218ZM221 99H222V98H221ZM232 99H233V98H232ZM232 99H230V100H232ZM235 99H236V97H235ZM240 99H242V98H240ZM253 99H255V98H253ZM263 99H264V98H263ZM3 100H5V99H3ZM7 100H8V99H7ZM7 100H5V101H7ZM16 100H17V99H16ZM60 100H61V99H60ZM75 100H76V99H75ZM132 100H133V99H132ZM145 100H146V99H145ZM153 100H154V98H153ZM160 100H161V99H160ZM171 100H172V99H171ZM224 100H225V99H224ZM224 100H223V102H224ZM226 100H227V99H226ZM226 100H225V101H226ZM238 100H239V99H238ZM242 100H243V99H242ZM246 100H247V99H246ZM249 100H250V99H249ZM8 101H10V100H8ZM12 101H13V100H12ZM24 101H25V100H24ZM32 101H33V100H32ZM48 101H50V100H48ZM48 101H47V102H48ZM76 101H77V100H76ZM81 101H82V100H81ZM95 101H96V100H95ZM207 101H208V100H207ZM211 101H214V100H211ZM211 101H210V103H211ZM233 101H235V100H233ZM256 101H257V100H256ZM16 102H18V101H16ZM16 102H15V103H16ZM30 102H31V101H30ZM40 102H43V101H40ZM96 102H97V101H96ZM109 102H110V101H109ZM132 102H133V101H132ZM136 102H137V101H136ZM153 102H154V101H153ZM159 102H160V101H159ZM169 102H170V101H169ZM200 102H201V101H200ZM203 102H204V100H203ZM217 102H218V100H217ZM221 102H222V101H221ZM240 102H241V101H240ZM245 102H246V101H245ZM248 102H249V101H247V103H248ZM1 103H4V102L2 101ZM8 103H9V102H8ZM10 103H11V101H10ZM18 103H19V102H18ZM18 103H17V105H18ZM20 103H21V102H20ZM20 103H19V105H21ZM23 103H24V102H23ZM45 103H46V102H45ZM228 103H229V101H228ZM241 103H242V102H241ZM247 103H246V105H247ZM250 103H252V102L250 101ZM11 104H12V103H11ZM35 104H36V103H35ZM76 104H77V103H76ZM101 104H103V103H101ZM106 104H107V103H106ZM106 104H105V105H106ZM183 104H184V103H183ZM216 104H217V103H216ZM218 104H219V103H218ZM2 105H6V104H2ZM9 105H10V104H9ZM17 105H16V106H17ZM36 105H37V104H36ZM44 105H47V103L44 104ZM140 105H141V104H140ZM167 105H168V104H167ZM173 105H174V104H173ZM219 105L222 106V104H219ZM233 105H234V104H233ZM236 105H237V104H236ZM242 105H243V104H242ZM250 105H251V104H250ZM13 106H15V104H14ZM22 106H23V105H22ZM22 106H21V107H22ZM55 106H56V105H54V107H55ZM169 106H170V105H169ZM204 106H205V105H204ZM215 106H216V105H215ZM224 106H225V105H224ZM224 106H223V107H224ZM4 107H5V106H4ZM32 107H33V106H32ZM44 107H45V106H44ZM73 107H74V106H73ZM103 107H104V106H103ZM217 107H218V106H217ZM232 107H233V106H232ZM250 107H251V106H250ZM260 107H261V106H260ZM6 108H7V106H6L4 109H6ZM9 108H11V105L9 106ZM9 108H8L7 110H10ZM12 108L14 109V107H12ZM12 108H11V109H12ZM16 108H19V106H17ZM16 108H15V109H16ZM27 108H28V107H27ZM35 108H36V107H35ZM39 108H40V107H39ZM51 108H52V107H51ZM55 108H56V107H55ZM60 108H61V107H60ZM88 108H89V107H88ZM101 108H102V107H101ZM105 108H106V107H105ZM173 108H174V107H173ZM176 108H177V107H176ZM179 108H180V107H179ZM193 108H194V107H193ZM211 108H212V107H211ZM13 109L11 110V113H12L11 116H12L13 118H15L14 116H16V114H18V113L20 112V109H19V112H18V113H15V115H14L13 113H14V112H17L18 110L16 111V110L14 109V112H13ZM52 109H53V108H52ZM52 109H51V110H52ZM57 109H58V107H57ZM62 109H63V108H62ZM62 109H61V111H62ZM90 109H91V108H90ZM127 109H128V108H127ZM216 109H217V108H216ZM226 109H229V107H226ZM230 109H231V108H230ZM232 109H233V108H232ZM236 109H237V108H236ZM21 110H22V111H25L24 109H21ZM32 110H33V109H32ZM32 110H31V111H32ZM67 110H68V108H67ZM131 110H132V109H131ZM157 110H158V109H157ZM170 110H172V109H170ZM191 110H192V109H191ZM196 110H197V109H196ZM199 110H200V109H199ZM202 110H203V109H202ZM204 110H205V109H204ZM222 110H223V109H222ZM239 110H240V109H239ZM256 110H257V109H256ZM256 110H255V111H256ZM22 111H21V112H22ZM42 111H43V110H42ZM63 111H64V110H63ZM83 111H84V110H83ZM101 111H102V110H101ZM135 111H136V109H135ZM137 111H139V110H137ZM178 111H179V110H178ZM197 111H198V110H197ZM241 111H242V110H241ZM250 111L252 112V110H250ZM258 111H259V110H258ZM0 112H1V111H0ZM9 112H10V111H9ZM25 112H27V111H25ZM53 112H54V111H53ZM80 112H81V111H80ZM133 112H134V111H133ZM155 112H156V111H155ZM187 112H188V111H187ZM203 112H204V111H203ZM210 112H211V111H210ZM227 112H228V111H227ZM230 112H231V111H230ZM251 112H250V113H251ZM23 113H24V112H23ZM36 113H37V112H36ZM43 113H44V112H43ZM47 113H48V112H47ZM50 113H51V112H50ZM131 113H132V111H131ZM176 113H177V112H176ZM205 113H206V112H205ZM243 113H245V111H244ZM255 113H257V112H255ZM1 114H2V112H1ZM1 114H0V116H1L0 119H1V118H4L3 116H5V115L2 116ZM64 114H65V113H64ZM81 114L83 115L82 112H81ZM128 114H129V112H128ZM138 114H139V113H138ZM149 114H150V113H149ZM174 114H175V113H174ZM174 114H173V115H174ZM188 114H189V113H188ZM190 114H191V113H190ZM203 114H204V113H203ZM210 114H211V113H210ZM231 114H232V112H231ZM246 114H248V113H246ZM253 114H254V112H253ZM260 114H261V113H260ZM13 115H14V116H13ZM21 115H22V114H21ZM23 115H24V114H23ZM23 115H22V116H23ZM38 115H39V114H38ZM48 115H49V113H48ZM120 115H121V114H120ZM120 115H118V116H120ZM143 115H144V114H143ZM143 115H142V116H143ZM157 115H158V113H157ZM159 115H161V114H159ZM193 115H194V114H193ZM212 115H213V114H212ZM228 115H229V114H228ZM232 115H233V114H232ZM254 115H255V114H254ZM256 115H257V114H256ZM258 115H259V112H258ZM6 116H7V115H6ZM6 116H5V118H6ZM11 116H10V117H11ZM17 116H18V115H17ZM22 116H21V117H22ZM24 116H25V115H24ZM63 116H64V115H63ZM63 116H61V117H63ZM85 116H86V114H85ZM138 116H139V115H138ZM144 116H145V115H144ZM147 116H148V115H147ZM188 116H190V115H188ZM191 116H192V115H191ZM197 116H198V114H197ZM209 116H211V115H209ZM226 116H227V115H226ZM233 116H234V115H233ZM247 116H248V115H247ZM260 116H261V115H260ZM7 117H8V116H7ZM18 117H20V116H18ZM28 117H29V116H28ZM31 117H32V116H31ZM49 117H50V116H49ZM49 117H48V118H49ZM53 117H54V116H53ZM55 117H56V116H55ZM58 117H59V116H58ZM66 117H67V116H66ZM91 117H92V116H91ZM121 117H122V116H121ZM124 117H125V116H124ZM145 117H146V116H145ZM170 117H171V116H170ZM204 117H206V116H204ZM228 117H229V116H228ZM235 117H236V116H235ZM243 117H244V116H243ZM248 117H249V116H248ZM257 117H258V116H257ZM38 118H39V117H38ZM83 118H84V117H83ZM83 118H81V119H83ZM85 118H87V117H85ZM139 118H140V117H139ZM232 118H233V117H232ZM250 118H251V117H250ZM21 119H22V118H20L19 120H21ZM35 119H36V118H35ZM40 119H41V118H40ZM140 119H141V118H140ZM142 119H143V118H142ZM153 119H155V118H153ZM164 119H165V118H164ZM179 119H180V118H179ZM179 119H178V120H179ZM190 119H192V118H190ZM209 119H211V118H209ZM216 119H217V118H216ZM238 119H239V118H237V120H238ZM240 119H242V118H240ZM7 120H8V119H7ZM74 120H76V119H74ZM92 120H93V119H92ZM149 120H150V118H149ZM2 121H3V120H2ZM8 121H9V120H8ZM21 121H23V120H21ZM21 121H20V122H21ZM51 121H52V120H51ZM54 121H55V120H54ZM58 121L61 122V120H58ZM62 121H63V120H62ZM82 121H83V120H82ZM210 121H211V120H210ZM210 121H209V122H210ZM212 121H213V120H212ZM219 121H220V119H219ZM238 121H239V120H238ZM242 121H243V119H242ZM244 121H245V120H244ZM4 122H5V121H4ZM32 122H33V121H32ZM45 122H46V121H45ZM94 122H95V120H94ZM153 122H154V121H153ZM183 122H184V121H183ZM185 122H186V121H185ZM189 122H192V121H189ZM220 122H221V121H220ZM230 122H231V121H230ZM233 122H234V121H233ZM246 122H247V121H246ZM8 123H9V122H8ZM29 123H31V122L29 121ZM35 123H36V122H35ZM37 123H38V122H37ZM43 123H44V122H43ZM46 123H47V122H46ZM57 123H58V122L56 121V124H57ZM97 123H98V122H97ZM105 123H106V122H105ZM186 123H187V122H186ZM212 123H213V122H211V124H212ZM214 123H215V122H214ZM240 123H241V122H240ZM256 123H257V122H256ZM11 124H12V123H11ZM13 124H14V123H13ZM17 124H18V123H17ZM31 124H32V123H31ZM31 124H30V125H31ZM47 124H49V123H47ZM47 124H46V125H47ZM52 124H54V122H53ZM56 124H55V125H56ZM69 124H70V123H69ZM129 124H130V123H129ZM152 124H153V123H152ZM183 124H184V123H183ZM188 124H189V123H188ZM197 124H198V123H197ZM202 124H203V123H202ZM216 124H217V123H216ZM223 124H224V123H223ZM225 124H226V123H225ZM235 124H236V123H235ZM260 124H261V123H260ZM262 124H263V123H262ZM23 125H24V124H23ZM26 125H27V124H26ZM28 125H29V124H28ZM28 125H27V126H28ZM33 125H34V122H33ZM70 125H71V124H70ZM75 125H76V124H75ZM75 125H74V126H75ZM100 125H101V123H100ZM102 125H103V124H102ZM102 125H101V126H102ZM140 125H141V124H140ZM172 125H173V124H172ZM178 125H179V124H178ZM213 125H214V124H213ZM220 125H221V124H220ZM241 125H242V124H241ZM255 125H256V124H255ZM255 125H254V126H255ZM257 125H258V124H257ZM0 126H1V125H0ZM3 126H4V125H3ZM9 126H10V125H9ZM9 126H7V127H9ZM12 126H13V125H12ZM12 126H11V127H12ZM31 126H32V125H31ZM51 126H54V125H51ZM163 126H164V125H163ZM165 126H166V125H165ZM170 126H171V125H170ZM184 126H186V125L184 124ZM223 126H224V125H223ZM230 126H231V125H230ZM230 126H229V127H230ZM1 127H2V126H1ZM18 127H20V125H19ZM32 127H33V126H32ZM42 127H43V126H42ZM42 127H41V128H42ZM68 127H69V126H68ZM79 127H80V125H79ZM79 127H78V128H79ZM94 127H95V126H94ZM195 127H196V126H195ZM199 127H200V126H199ZM208 127H209V126H208ZM211 127H213V126H211ZM226 127H227V126H226ZM237 127H238V126H237ZM15 128H16V127H15ZM30 128H31V127H30ZM30 128H29V129H30ZM43 128H44V127H43ZM47 128H49V127H47ZM47 128H45V130H46ZM63 128H64V126H63ZM63 128H62V129H63ZM97 128H98V126H97ZM115 128H116V127H115ZM128 128H129V127H128ZM171 128H172V127H171ZM177 128H178V126H177ZM187 128H189V127L187 126ZM217 128H218V127H217ZM240 128H241V127H240ZM256 128H257V127H256ZM0 129H2V128H0ZM12 129H13V128H12ZM17 129H18V128H17ZM39 129H40V128H39ZM39 129H38V130H39ZM51 129H53V128H51ZM93 129H94V128H93ZM102 129H103V128H102ZM175 129H176V128H175ZM181 129H183V128H181ZM218 129H219V128H218ZM229 129H230V128H229ZM243 129H244V128H243ZM3 130H4V129H3ZM5 130H6V129H5ZM26 130H27V128H26ZM36 130H37V127H36ZM77 130H78V129H77ZM98 130H99V129H98ZM133 130H134V129H133ZM156 130H157V129H156ZM166 130H168V129H166ZM195 130H196V128H195ZM238 130H240V129H238ZM244 130H245V129H244ZM244 130H243V132L246 131V130H245V131H244ZM23 131H24V130H23ZM33 131H34V130H33ZM39 131H41V130H39ZM73 131H74V130H73ZM81 131H82V129H81ZM95 131H96V130H95ZM121 131H122V130H121ZM121 131H120V133H121ZM123 131H124V130H123ZM128 131H129V130H128ZM128 131H127V132H128ZM182 131H183V130H182ZM216 131H217V130H216ZM219 131H220V130H219ZM222 131H223V130H222ZM230 131H231V129H230ZM248 131H249V130H248ZM256 131H257V130H256ZM259 131H260V130H259ZM10 132H11V130H10ZM17 132H18V131H16V133H17ZM19 132H20V131H19ZM30 132H31V131H30ZM69 132H70V131H68V133H69ZM79 132H80V131H79ZM140 132H141V131H140ZM176 132H177V131H176ZM204 132H205V131H204ZM228 132H229V130H228ZM254 132H255V131H254ZM263 132H264V131H263ZM48 133H49V132H48ZM80 133H81V132H80ZM92 133H93V132H92ZM94 133H95V132H94ZM136 133H137V131H136ZM149 133H150V132H149ZM171 133H172V131H171ZM188 133H189V132H188ZM188 133H187V134H188ZM206 133H207V131H206ZM231 133H232V132H231ZM2 134H3V133H2ZM20 134H21V133H20ZM43 134H44V133H43ZM46 134H47V133H46ZM65 134H66V133H65ZM125 134H127V133H125ZM175 134H176V133H175ZM179 134H180V133H179ZM245 134H246V133H245ZM258 134H259V133H258ZM261 134H262V133H261ZM261 134H260V135H261ZM6 135H7V133H6ZM67 135H68V134H67ZM86 135L88 136V133H87ZM122 135H123V134H122ZM193 135H194V134H193ZM202 135H203V134H202ZM205 135H206V134H205ZM242 135H244V134H242ZM249 135H250V134H249ZM253 135H254V134H253ZM0 136H2V139H0V140H4V139H3L4 135H0ZM9 136H11V135H9ZM9 136H8V137H9ZM26 136H27V135H26ZM151 136H152V135H151ZM183 136H184V135H183ZM258 136H259V135H258ZM263 136H264V134H263ZM16 137H17V136H16ZM29 137H30V136H29ZM194 137H195V136H194ZM249 137H250V136H249ZM249 137H248V138H249ZM256 137H257V136H256ZM0 138H1V137H0ZM5 138H7V136H6ZM89 138H90V137H89ZM91 138H92V137H91ZM180 138H181V137H180ZM204 138H205V137H204ZM207 138H208V137H207ZM212 138H213V137H212ZM216 138H217V137H216ZM232 138H233V136H232ZM246 138H247V137H246ZM250 138H251V137H250ZM254 138H255V137H254ZM21 139H22V138H21ZM28 139H29V138H28ZM33 139H34V138H33ZM35 139H36V138H35ZM49 139H50V138H49ZM94 139H95V138H94ZM128 139H130V138L128 137ZM189 139H190V138H189ZM201 139H202V138H201ZM205 139H206V138H205ZM218 139H219V138H218ZM257 139H258V138H257ZM5 140H6V139H5ZM5 140L2 141L3 144L6 143ZM7 140H9V139H7ZM10 140H11V139H10ZM18 140H19V139H18ZM36 140H37V139H36ZM38 140H39V139H38ZM117 140H118V139H117ZM125 140H126V139H125ZM133 140H134V138H133ZM136 140H137V139H136ZM165 140H166V139H165ZM213 140H214V139H213ZM213 140H212V142H213ZM15 141H16V140H15ZM15 141H14V143H15ZM48 141H49V140H48ZM65 141H66V140H65ZM129 141H130V140H129ZM143 141H144V140H143ZM162 141H163V140H162ZM186 141H187V140H186ZM203 141H204V140H203ZM260 141H261V139H260ZM2 142H0V143H2ZM16 142H17V141H16ZM27 142H28V141H27ZM29 142H30V141H29ZM39 142H40V140H39ZM45 142H46V141H45ZM52 142H53V141H52ZM52 142H51V143H52ZM77 142H78V140H77ZM111 142H112V141H111ZM126 142H127V141H126ZM132 142H133V141H132ZM135 142H136V141H135ZM172 142H175V141L173 140ZM209 142H210V141H209ZM251 142H252V141H251ZM258 142H259V141H258ZM261 142H262V141H261ZM23 143H24V142H23ZM25 143H26V140H25ZM35 143H37V141H36ZM40 143H41V142H40ZM40 143H39V144H40ZM47 143H48V142H47ZM63 143H64V140H63ZM129 143H130V142H129ZM147 143H148V142H147ZM158 143H159V142H158ZM166 143H167V141H166ZM215 143H216V142H215ZM222 143H223V142H222ZM232 143H233V142H232ZM242 143H244V142H242ZM16 144H17V143H16ZM16 144H15V146H16ZM20 144H22V143L20 142ZM28 144H29V143H27V145H28ZM37 144H38V143H37ZM39 144H38V145H39ZM42 144H43V143H42ZM167 144H168V143H167ZM194 144H195V143H194ZM219 144H221V143H219ZM234 144H235V143H234ZM11 145H12V143H11ZM35 145H36V144H35ZM48 145H49V144H48ZM64 145H65V144H64ZM101 145H102V144H101ZM109 145H110V144H109ZM126 145H127V144H126ZM154 145H155V144H154ZM171 145H173V144H171ZM216 145H217V144H216ZM236 145H237V144H236ZM236 145H235V146H236ZM257 145H258V144H257ZM18 146H19V144H18ZM22 146H23V145H22ZM22 146H21V147H22ZM24 146H25V145H24ZM33 146H34V145H33ZM62 146H63V145H62ZM103 146H104V145H103ZM160 146H161V145H160ZM166 146H168V145H166ZM196 146H197V145H196ZM255 146H256V145H255ZM0 147H1V145H0ZM6 147H8V146H6ZM10 147H11V146H10ZM10 147H9V148H10ZM13 147H14V145H13ZM60 147H61V146H60ZM211 147H213V146H211ZM215 147H216V146H215ZM9 148H8V149H9ZM29 148H30V147H29ZM33 148H34V147H33ZM37 148H38V147H37ZM37 148H36V149H37ZM50 148H51V147H50ZM103 148H104V147H103ZM103 148H102V149H103ZM106 148H107V147H106ZM167 148H168V147H167ZM169 148H170V147H169ZM175 148H178V147L175 146ZM175 148H173V149H175ZM189 148H190V147H189ZM3 149H4V148H3ZM3 149H2V150H3ZM47 149H48V147H47ZM81 149H82V148H81ZM97 149H99V148L97 147ZM128 149H129V148H128ZM143 149H144V148H143ZM153 149H154V148H153ZM224 149H225V148H224ZM249 149H250V148H249ZM260 149H261V148H260ZM2 150L0 149V152H1V153H2ZM5 150H6V149H5ZM12 150H13V149H12ZM12 150H11V153H12ZM40 150H42V149H40ZM60 150H61V149H60ZM65 150H66V149H65ZM208 150H209V149H208ZM243 150H244V149H243ZM243 150H242V151H243ZM29 151H30V150H29ZM31 151H34V150H31ZM37 151H38V149H37ZM42 151H43V150H42ZM42 151H41V152H42ZM51 151H52V150H51ZM106 151H107V150H106ZM161 151H162V150H161ZM167 151H169V150H167ZM171 151H172V150H171ZM205 151H206V150H205ZM248 151H249V150H248ZM251 151H252V150H251ZM15 152H17V151H15ZM25 152H26V151H25ZM25 152H24V153H25ZM47 152H48V150H47ZM49 152H50V151H49ZM62 152H63V151H62ZM172 152H173V151H172ZM185 152H186V151H185ZM252 152H253V151H252ZM254 152H255V151H254ZM1 153H0V154H1ZM28 153H30V152H28ZM31 153L33 154V152H31ZM31 153H30V154H31ZM38 153H39V152H38ZM43 153H44V152H43ZM105 153H106V152H105ZM108 153H109V151H108ZM165 153H166V152H165ZM169 153H170V152H169ZM201 153H202V151H201ZM228 153H229V152H228ZM3 154H5V153L3 152ZM8 154H9V153H8ZM14 154H16V153H14ZM22 154H23V153H22ZM30 154H29V155H30ZM32 154H31V155H32ZM39 154H40V153H39ZM39 154H38V155H39ZM45 154H46V153H45ZM47 154H48V153H47ZM112 154H113V153H112ZM179 154H180V153H179ZM184 154H185V153H184ZM188 154H189V153H188ZM198 154H199V153H198ZM207 154H208V153H207ZM241 154H242V152H241ZM1 155H2V154H1ZM1 155H0V156H1ZM5 155H7V154H5ZM5 155H4V156H5ZM24 155H25V154H24ZM34 155H35V154H34ZM68 155H69V154H68ZM80 155H81V154H80ZM113 155H114V154H113ZM113 155H112V156H113ZM143 155H144V154H143ZM182 155H183V154H182ZM248 155H249V154H248ZM254 155H255V154H254ZM2 156H3V155H2ZM8 156L10 157L11 162H12V159H13L14 157H16V159H13V160H16V161H13V162H15V163H16L17 160H18L17 158L20 157V156L17 157V156H15V155H13L14 157L11 158L10 154H9ZM8 156H5L4 159L6 158L5 160H9V161H10V159H7V158H9ZM40 156H41V155H40ZM45 156H46V155H45ZM74 156H76V155H74ZM109 156H111V155L109 154ZM115 156H116V155H115ZM124 156H125V154H124ZM146 156H147V155H146ZM146 156H145V158H146ZM220 156H222V155L220 154ZM246 156H247V155H246ZM31 157H32V156H31ZM46 157H48V156H46ZM161 157H162V156H161ZM209 157H210V156H209ZM255 157H256V156H255ZM0 158H1V157H0ZM34 158H35V157H34ZM75 158H76V157H75ZM118 158H119V157H118ZM135 158H136V157H135ZM148 158H149V157H148ZM158 158H159V157H158ZM186 158H187V157H186ZM220 158H222V157H220ZM239 158H240V157H239ZM248 158H250V157H248ZM2 159H3V158H2ZM19 159H20V158H19ZM29 159H30V158H29ZM65 159H66V158H65ZM127 159H128V158H127ZM138 159H139V157H138ZM142 159H143V158H142ZM154 159H155V158H154ZM156 159H157V158H156ZM170 159H171V158H170ZM208 159H209V158H208ZM224 159H225V158H224ZM245 159H246V158H245ZM245 159H244V160H245ZM0 160H1V159H0ZM38 160H40V159H38ZM38 160H37V161H38ZM166 160H167V159H166ZM180 160H181V159H180ZM227 160H228V159H227ZM249 160H250V159H249ZM252 160H253V159H252ZM258 160H259V159H258ZM261 160H262V159H261ZM9 161H8V164H7L8 166H9V165H14V163H13V164H9V163H10ZM27 161H29V160H27ZM31 161H32V160H31ZM34 161H35V159H34ZM37 161H36V162H37ZM43 161H45V160L43 159ZM61 161H63V159H62ZM117 161H118V160H117ZM123 161H124V160H123ZM146 161H148V160H146ZM192 161H193V160H192ZM263 161H264V160H263ZM0 162H1V161H0ZM2 162H3V161H2ZM5 162H6V161H5ZM5 162H4V165H2L3 167H4V166L6 167ZM21 162H22V161H21ZM21 162H20V163H21ZM38 162H39V161H38ZM41 162H42V161H41ZM41 162H40V164H41ZM71 162H72V161H71ZM163 162H164V161H163ZM168 162H170V161H168ZM173 162H174V161H173ZM189 162H190V161H189ZM194 162H195V161H194ZM197 162H198V161H197ZM208 162H209V161H208ZM241 162H242V161H241ZM254 162H255V161H254ZM256 162H257V161H256ZM53 163H54V162H53ZM57 163H58V162H57ZM62 163H63V162H62ZM131 163H132V162H131ZM135 163H136V162H134V164H135ZM175 163H177V162H175ZM245 163H246V162H245ZM245 163H244V164H245ZM251 163H252V162H251ZM261 163H263V162H261ZM261 163H260V165H261ZM27 164H28V162H26V165H27ZM145 164H146V163H145ZM169 164H171V162H170ZM169 164H168V165H169ZM183 164H184V162H183ZM190 164H191V162H190ZM196 164H197V163H196ZM200 164H201V163H200ZM212 164H213V163H212ZM263 164H264V163H263ZM22 165H23V162H22ZM24 165H25V164H24ZM35 165H36V164H35ZM41 165H43V164H41ZM72 165H73V164H72ZM177 165H178V163H177ZM185 165H186V163H185ZM203 165H204V164H203ZM206 165H207V164H206ZM15 166H16V165H15ZM27 166H28V165H27ZM108 166H109V165H108ZM132 166H133V165H132ZM144 166H145V165H144ZM153 166H154V165H153ZM159 166H160V165H159ZM161 166H162V165H161ZM193 166H194V164H193ZM247 166H249V165H247ZM253 166H254V165H253ZM0 167H1V166H0ZM5 167H4L3 169H5ZM19 167H20V166H19ZM21 167H24V166H21ZM41 167H42V169H43V166H41ZM54 167H55V166H54ZM71 167H72V166H71ZM127 167H128V166H127ZM147 167H148V164H147ZM162 167H163V166H162ZM171 167H172V166H170V168H171ZM187 167H188V165H187ZM189 167H190V166H189ZM196 167H197V166H196ZM198 167H199V166H198ZM215 167H216V166H215ZM241 167H242V166H241ZM7 168H8V167H7ZM7 168H6V169H7ZM12 168H13V167L10 166L9 169H12ZM26 168H28V167H26ZM39 168H40V167H39ZM84 168H85V167H84ZM168 168H169V166H168ZM175 168H176V167H175ZM181 168H182V166H181ZM183 168H184V166H183ZM190 168H191V167H190ZM194 168H195V167H194ZM217 168H218V167H217ZM235 168H236V167H235ZM248 168H249V167H248ZM13 169H14L15 171L17 170V168H16V169L13 168ZM30 169H32V168L30 167ZM61 169H62V168H61ZM88 169H89V168H88ZM107 169H108V168H107ZM126 169H127V168H126ZM154 169H155V168H154ZM214 169H215V168H214ZM218 169H219V168H218ZM239 169L241 170V168H239ZM21 170H22V172H23V169H21ZM21 170H20V171H21ZM56 170H57V169H56ZM63 170H64V169H63ZM135 170H136V169H135ZM165 170H166V169H165ZM189 170H190V169H189ZM219 170H220V169H219ZM24 171H25V168H24ZM110 171H111V170H110ZM126 171H127V170H126ZM163 171H164V170H163ZM171 171H172V170H171ZM176 171H177V170H176ZM193 171H194V170H193ZM211 171H212V170H211ZM263 171H264V170H263ZM39 172H41V171H39ZM71 172H72V171H71ZM91 172H92V171H91ZM159 172H160V171H159ZM164 172H166V171H164ZM169 172H170V171H169ZM177 172H179V171H177ZM196 172H197V171H196ZM206 172H207V171H206ZM206 172H205V173H206ZM239 172H240V171H239ZM243 172H244V171H243ZM257 172H258V171H257ZM28 173H30V172H28ZM51 173H52V172H51ZM83 173H84V172H83ZM85 173H86V172H85ZM148 173H149V172H148ZM155 173H156V172H155ZM179 173L182 174L181 172H179ZM194 173H195V172H194ZM198 173H199V172H198ZM198 173H197V174H198ZM208 173H209V172H208ZM5 174H6V173H5ZM5 174H4V175H5ZM8 174H10V175H9V177H10V176H11V173H8ZM43 174H44V173H43ZM70 174H71V173H70ZM136 174H137V173H136ZM140 174H141V172H140ZM151 174H152V173H151ZM177 174H178V173H177ZM203 174H204V173H202V175H203ZM210 174H211V173H210ZM233 174H234V173H233ZM240 174H242V173H240ZM21 175H23V174H21ZM142 175H143V174H142ZM156 175H157V173H156ZM165 175H166V174H165ZM165 175H164V176H165ZM199 175H200V174H199ZM202 175H201V176H202ZM211 175H212V176H210V178L213 177V174H211ZM215 175H217V174H215ZM244 175H245V174H244ZM250 175H251V174H250ZM257 175H258V174H257ZM2 176H3V175H2ZM6 176H8V175H6ZM12 176H13V173H12ZM12 176H11V178H12ZM16 176H17V175H16ZM112 176H113V175H112ZM115 176H116V175H115ZM120 176H121V175H120ZM153 176H154V175H153ZM158 176H159V175H158ZM161 176H162V174H161ZM166 176H167V175H166ZM171 176H172V175H171ZM174 176H175V175H174ZM178 176H179V174H178ZM201 176H200V178H202ZM208 176H209V175H208ZM224 176H225V175H224ZM40 177H41V176H40ZM168 177H169V175H168ZM179 177H180V176H179ZM206 177H207V176H206ZM225 177H226V176H225ZM240 177H241V176H240ZM256 177H257V176H256ZM4 178H5V177H4ZM4 178H3V179H4ZM16 178H17V177H16ZM16 178H15V179H16ZM47 178H48V177H47ZM153 178H154V177H153ZM155 178H157V177H155ZM174 178H175V177H174ZM176 178H177V177H176ZM181 178H182V177H181ZM198 178H199V177H198ZM217 178H218V177H217ZM230 178H231V177H230ZM247 178H248V176H247ZM252 178H253V176H252ZM13 179H14V178H13ZM19 179H20V178H19ZM21 179H22V178H21ZM21 179H20V181H21ZM48 179H50V178H48ZM159 179H161V178H159ZM162 179H163V178H162ZM165 179H166V178H165ZM191 179H192V178H191ZM202 179H203V178H202ZM205 179H207V178H205ZM208 179H209V178H208ZM208 179H207V180H208ZM221 179H222V178H221ZM226 179H227V178H226ZM242 179H243V178H242ZM245 179H246V178H245ZM0 180H2V179H0ZM23 180L25 181V179H22V182H23V184H24L25 182H24ZM27 180L31 181L30 179H27ZM51 180H52V179H51ZM170 180H171V179H170ZM175 180H177V179H175ZM212 180H213V179H212ZM215 180H216V179H215ZM2 181H3V180H2ZM2 181H1V182H2ZM13 181H14V180H13ZM13 181H12V182H13ZM35 181H36V180H35ZM57 181H58V180H57ZM57 181H56V182H57ZM73 181H74V180H73ZM83 181H84V180H83ZM90 181H91V180H90ZM179 181H180V180H179ZM185 181H187V180H185ZM229 181H230V180H229ZM249 181H250V180H249ZM251 181H252V180H251ZM3 182H4V181H3ZM7 182H8V181H7ZM9 182H10V181H9ZM12 182H11V183H12ZM15 182H16V180L14 181V183H15ZM18 182H19V181H18ZM18 182H16V183H18ZM26 182H27V181H26ZM60 182H61V181H60ZM174 182H175V181H174ZM174 182H173V184H174ZM214 182H215V181H214ZM214 182H213V183H214ZM255 182H256V181H255ZM37 183H38V182H37ZM113 183H114V182H113ZM181 183H183V181H182ZM207 183H208V182H207ZM19 184H20V183H19ZM25 184H26V183H25ZM38 184H39V183H38ZM65 184H67V183H65ZM74 184H75V183H74ZM164 184H165V183H164ZM166 184H167V183H166ZM166 184H165V185H166ZM183 184H184V183H183ZM203 184H204V182H203ZM225 184H226V183H225ZM11 185L13 186V183H12ZM14 185H15V184H14ZM21 185H22V183H21ZM26 185H27V184H26ZM170 185H171V184H170ZM178 185H179V184H178ZM187 185H188V184H187ZM205 185H206V184H205ZM210 185H211V184H209V186H210ZM226 185H227V184H226ZM253 185H254V183H253ZM261 185H262V184H261ZM263 185H264V184H263ZM17 186H18V185H17ZM19 186H20V185H19ZM70 186H71V185H70ZM167 186H168V185H167ZM180 186H182V185L180 184ZM194 186H195V185H194ZM234 186H235V185H234ZM20 187H23V186H20ZM118 187H119V186H118ZM175 187H178V186L175 185ZM184 187H185V186H184ZM186 187H190V186H186ZM217 187H218V186H217ZM221 187H222V186H221ZM231 187H232V186H231ZM15 188H16V187H15ZM18 188H19V187H18ZM18 188H16V190H17ZM45 188H46V187H45ZM61 188H62V187H61ZM64 188H65V187H64ZM77 188H78V187H77ZM88 188H89V187H88ZM158 188H159V187H158ZM161 188H162V187H161ZM161 188H160V189H161ZM204 188H205V187H204ZM210 188H211V187H210ZM210 188H209V189H210ZM214 188H215V187H214ZM227 188H228V186H227ZM227 188H226V189H227ZM234 188H235V187H234ZM240 188H241V186H240ZM4 189H5V188H4ZM8 189H9V188H8ZM19 189H20V188H19ZM21 189H22V188H21ZM25 189H26V188H25ZM41 189H42V188H41ZM47 189H48V188H47ZM66 189H67V188H66ZM133 189H134V188H133ZM164 189H165V188H164ZM168 189H170V188H168ZM176 189H177V188H176ZM179 189H180V188H179ZM184 189H185V188H183L182 190H184ZM192 189H196V188H192ZM252 189H253V188H252ZM254 189H256V188H254ZM263 189H264V188H263ZM263 189H262V190H263ZM9 190H10V189H9ZM13 190H14V187H13ZM13 190H12V191H13ZM27 190H28V189H27ZM188 190H189V189H188ZM207 190H208V189H207ZM219 190H220V188H219ZM234 190H235V189H234ZM238 190H239V189H238ZM248 190H249V189H248ZM258 190H259V189H258ZM2 191H3V189H2ZM5 191H6V190H5ZM144 191H145V190H144ZM163 191H164V190H163ZM176 191H177V190H176ZM193 191H195V190H193ZM204 191H205V190H204ZM121 192H122V191H121ZM160 192H161V190H160ZM167 192H168V191H167ZM171 192H172V191H171ZM185 192H186V191H185ZM205 192H206V191H205ZM246 192H247V191H246ZM3 193H4V192H3ZM13 193H14V192H13ZM23 193H24V192H23ZM27 193H28V192H27ZM35 193H36V192H35ZM165 193H166V192H165ZM165 193H164V194H165ZM172 193H173V192H172ZM182 193H184V192L182 191ZM187 193H188V195H189V192H187ZM197 193H198V192H197ZM225 193H226V192H225ZM263 193H264V192H263ZM0 194H1V193H0ZM46 194H47V193H46ZM67 194L69 195V192H67ZM67 194H66V195H67ZM190 194H191V193H190ZM204 194H205V193H204ZM208 194H209V193H208ZM3 195H4V194H3ZM12 195H13V194H12ZM81 195H82V194H81ZM148 195H149V194H148ZM170 195H171V193H170ZM181 195H182V194H181ZM185 195H186V194H185ZM193 195H194V194H193ZM199 195H200V194H199ZM213 195H214V193H213ZM229 195H230V194H229ZM240 195H241V194H240ZM64 196H65V195H64ZM77 196H78V195H77ZM85 196H86V195H85ZM132 196H133V195H132ZM143 196H144V195H143ZM171 196H172V195H171ZM182 196H183V195H182ZM216 196H217V195H216ZM254 196H255V195H254ZM257 196H258V195H257ZM259 196H260V195H259ZM145 197H146V196H145ZM165 197H166V196H165ZM180 197H181V196H180ZM193 197H194V196H193ZM207 197H208V196H207ZM262 197H263V196H262ZM0 198H1V196H0ZM173 198H174V197H173ZM189 198H190V197H189ZM239 198H240V197H239ZM255 198H256V197H255ZM258 198H259V197H258ZM258 198H256V199H258ZM260 198H261V197H260ZM8 199H9V198H8ZM13 199H14V198H13ZM47 199H48V198H47ZM75 199H76V198H75ZM174 199H175V198H174ZM178 199H179V198H178ZM218 199H219V198H218ZM226 199H227V197H226ZM5 200H6V199H5ZM44 200H45V199H44ZM154 200H155V199H154ZM185 200H187V198H186ZM191 200H192V199H191ZM214 200H215V199H214ZM223 200H224V198H223ZM229 200H230V199H229ZM229 200H228V201H229ZM231 200H232V199H231ZM235 200H237V199H235ZM239 200H240V199H239ZM252 200H253V198H252ZM0 201H1V199H0ZM6 201H7V200H6ZM48 201H49V200H48ZM89 201H90V200H89ZM120 201H121V200H120ZM139 201H140V200H139ZM161 201H162V200H161ZM198 201H199V200H198ZM209 201H210V200H209ZM220 201H221V200H220ZM1 202H2V201H1ZM1 202H0V203H1ZM170 202H171V201H170ZM187 202H188V201H187ZM207 202H208V201H207ZM9 203H10V202H9ZM16 203H17V202H16ZM16 203H15V204H16ZM97 203H98V202H97ZM144 203H145V202H144ZM160 203H161V202H160ZM171 203H172V202H171ZM175 203H176V202H175ZM193 203H195V202L193 201ZM226 203H227V202H226ZM1 204H2V203H1ZM3 204H4V203H3ZM5 204H6V202H5ZM42 204H43V203H42ZM82 204H83V203H82ZM176 204H177V206H178V203H176ZM176 204H175V205H176ZM234 204H235V203H234ZM234 204H233V205H234ZM9 205H11V204H9ZM22 205H23V204H22ZM61 205H62V204H61ZM88 205H89V204H88ZM91 205H92V204H91ZM141 205H142V203H141ZM155 205H156V203H155ZM164 205H165V204H162V206H164ZM193 205H194V204H193ZM244 205H245V204H244ZM15 206H16V205H15ZM18 206H19V205H18ZM18 206H17V207H18ZM65 206H66V205H65ZM65 206H64V207H65ZM147 206H148V204H147ZM153 206H154V205H153ZM153 206H152V207H153ZM156 206H158V205H156ZM160 206H161V205H160ZM162 206H161V207H162ZM172 206H173V205H172ZM194 206H195V205H194ZM204 206H205V205H204ZM228 206H229V205H228ZM3 207H4V205H3ZM11 207H12V205H11ZM51 207H52V206H51ZM187 207H188V206H187ZM197 207H198V205H197ZM199 207H200V206H199ZM209 207H210V206H209ZM241 207H242V205H241ZM27 208H28V207H27ZM163 208H164V207H163ZM168 208H169V207H168ZM168 208H167V209H168ZM212 208H213V207H212ZM220 208H221V207H220ZM226 208H227V207H226ZM4 209H5V208H4ZM17 209H18V208H17ZM89 209H90V208H89ZM115 209H116V208H115ZM151 209H152V208H151ZM151 209H150V210H151ZM165 209H166V208H165ZM185 209H186V207H185ZM185 209H184V210H185ZM188 209H189V208H188ZM188 209H187V210H188ZM204 209H205V208H203V210H204ZM208 209H211V208H208ZM213 209H214V208H213ZM228 209H229V208H228ZM235 209H236V208H235ZM6 210H7V208H6ZM11 210L13 211V209H11ZM11 210H10V211H11ZM25 210H26V209H25ZM146 210H147V208H146ZM170 210H171V209H170ZM180 210L182 211V209H180ZM214 210H215V209H214ZM244 210H245V209H244ZM7 211H8V210H7ZM15 211H16V210H15ZM15 211H13V213H14ZM30 211H32V210H30ZM49 211H50V210H49ZM115 211H116V210H115ZM158 211L160 212L161 209L158 210ZM166 211H167V210H166ZM171 211H172V210H171ZM171 211H170V213L173 212V211H172V212H171ZM174 211H175V210H174ZM208 211H209V210H208ZM212 211H213V210H212ZM232 211H235V210H232ZM240 211L242 212L243 210H240ZM255 211H256V210H255ZM20 212H21V211H20ZM54 212H55V211H54ZM59 212H60V211H59ZM134 212H135V211H134ZM141 212H142V211H141ZM209 212H210V211H209ZM213 212L215 213V211H213ZM216 212H217V211H216ZM252 212H253V211H252ZM13 213L11 214V216L13 215ZM21 213H22V212H21ZM47 213H48V212H47ZM90 213H91V212H90ZM128 213H129V212H128ZM167 213H168V212H167ZM167 213H166V214H167ZM173 213H174V212H173ZM173 213H172V214H173ZM182 213H184V211H183ZM214 213H213V214H214ZM217 213H218V212H217ZM238 213L240 214V212H238ZM250 213H251V211H250ZM256 213H257V212H255V214H256ZM258 213H260V212H258ZM14 214H15V213H14ZM19 214H20V213H19ZM30 214H31V213H30ZM91 214H92V213H91ZM184 214H185V213H184ZM188 214H190V213H188ZM211 214H212V213H211ZM242 214H243V213H242ZM244 214L246 215L245 212H244ZM16 215H17V214H16ZM21 215H22V214H21ZM57 215H58V214H57ZM92 215H93V214H92ZM156 215H157V214H156ZM174 215H175V214H174ZM195 215H196V214H195ZM204 215H205V214H204ZM209 215H210V213H209ZM216 215H217V214H216ZM221 215H222V214H221ZM221 215H220V216H221ZM240 215H241V214H240ZM245 215H244V216H245ZM247 215H249V214H247ZM5 216H6V215H5ZM14 216H15V215H14ZM31 216H32V215H31ZM62 216H63V215H62ZM103 216H104V215H103ZM132 216H133V214H132ZM139 216H140V215H139ZM158 216H159V215H158ZM175 216H176V215H175ZM180 216L182 217V216H184V215H180ZM189 216H191V215H189ZM196 216H198V215H196ZM207 216H208V215L206 214V217H207ZM210 216H211V215H210ZM217 216H218V215H217ZM238 216H239V215H238ZM250 216H251V215H250ZM252 216H253V215H252ZM263 216H264V215H263ZM17 217H19V216L17 215ZM24 217H26V216H24ZM33 217H34V216H33ZM45 217H46V216H45ZM64 217H65V216H64ZM91 217H92V216H91ZM129 217H130V216H129ZM135 217H137V216H135ZM151 217H152V216H151ZM154 217H155V216H154ZM156 217H157V216H156ZM165 217H166V216H165ZM169 217H170V215H169ZM169 217H168V218H169ZM171 217H172V216H171ZM176 217H177V216H176ZM176 217H175V218H176ZM191 217H192V216H191ZM194 217H195V216H194ZM201 217H202V215H201ZM226 217H227V216H226ZM226 217H225V218H226ZM229 217H230V216H229ZM232 217H233V216H232ZM8 218H9V216H8ZM11 218H12V217H11ZM15 218H16V217H15ZM199 218H200V217H199ZM207 218H208V217H207ZM218 218H219V217H218ZM234 218H235V217H234ZM244 218H245V217H244ZM248 218H249V217H248ZM6 219H7V218H6ZM9 219H10V218H9ZM9 219H8V220H9ZM125 219H126V218H125ZM125 219H123V220H125ZM146 219H148V218H146ZM149 219H150V218H149ZM153 219H154V218H153ZM160 219H161V218H160ZM176 219H177V218H176ZM184 219H185V218H184ZM194 219H195V218H194ZM259 219H260V218H259ZM13 220H14V219H13ZM13 220L11 219L10 221L13 222ZM17 220H18V219H17ZM80 220H82V219H80ZM101 220H102V219H101ZM156 220H157V219H156ZM162 220H163V219H162ZM173 220H174V219H173ZM235 220H236V219H235ZM242 220H243V218H242ZM246 220H247V219H246ZM257 220H258V219H257ZM257 220H256V221H257ZM261 220H262V219H261ZM6 221H7V220H6ZM19 221H20V220H19ZM26 221H27V220H26ZM70 221H71V220H70ZM142 221H143V220H142ZM175 221H176V220H175ZM180 221H181V219H180ZM228 221H229V220H228ZM240 221H241V219L239 220V222H240ZM253 221H254V220H253ZM14 222H15V221H14ZM123 222H125V221H123ZM166 222H168V221H166ZM171 222H173V221H170V223H171ZM211 222L214 223V221H211ZM221 222L223 223V221H221ZM234 222H235V221H234ZM242 222H244V221H242ZM10 223H11V222H10ZM20 223H22V222L20 221ZM33 223H34V222H33ZM137 223H138V222H137ZM150 223H151V222H150ZM153 223H154V222H153ZM170 223H169V224H170ZM256 223H257V222H256ZM5 224H6V223H5ZM13 224H14V223H13ZM31 224H32V223H31ZM112 224H113V223H112ZM171 224H172V223H171ZM171 224H170V225H171ZM178 224H179V222H178ZM181 224H182V223H181ZM235 224H236V223H235ZM242 224H243V223H242ZM248 224H249V223H248ZM262 224H263V223H262ZM9 225H10V224H9ZM17 225H18V223H17ZM25 225H26V224H25ZM25 225H23V226H25ZM84 225H85V224H84ZM166 225H167V224H166ZM174 225H175V224H174ZM183 225H184V224H183ZM215 225H217V224H215ZM218 225H219V224H218ZM218 225H217V226H218ZM252 225H254V224H252ZM23 226H22V227H23ZM28 226H29V225H28ZM30 226H31V225H30ZM30 226H29V227H30ZM49 226H50V225H49ZM70 226H71V225H70ZM88 226H89V225H88ZM105 226H106V225H105ZM124 226H125V224H124ZM126 226H127V225H126ZM217 226H215L214 229H216ZM224 226H225V225H224ZM255 226H257V225H255ZM4 227H5V226H4ZM4 227H3V229H4ZM8 227H9V226H8ZM50 227H51V226H50ZM74 227H75V226H74ZM131 227H132V226H131ZM137 227H138V226H137ZM159 227H160V226H159ZM208 227H209V225H208ZM239 227H240V226H239ZM5 228H6V227H5ZM17 228H18V227H17ZM34 228H35V227H34ZM121 228H122V227H121ZM149 228H150V227H149ZM149 228H148V229H149ZM196 228H197V227H196ZM196 228H194V229H196ZM199 228H200V227H199ZM199 228H198V229H199ZM252 228H253V227H252ZM6 229H7V228H6ZM23 229H24V228H23ZM48 229H49V228H48ZM102 229H103V228H102ZM109 229H110V228H109ZM112 229H113V228H112ZM131 229H132V228H131ZM135 229H136V228H135ZM137 229H138V228H137ZM164 229H165V228H164ZM190 229H191V228H190ZM200 229H201V228H200ZM211 229H212V228H211ZM218 229H219V227L217 228V230H218ZM227 229H228V228H227ZM230 229H231V228H230ZM232 229H233V228H232ZM242 229H243V228H242ZM255 229H256V227H255ZM8 230H10V229H8ZM51 230H52V229H51ZM84 230H85V229H84ZM98 230H99V229H98ZM219 230H220V229H219ZM233 230H234V229H233ZM236 230H237V229H236ZM243 230H245V229H243ZM247 230H248V229H247ZM252 230H254V229H252ZM256 230H257V229H256ZM262 230H263V229H262ZM101 231H102V230H101ZM104 231H105V230H104ZM111 231H112V230H111ZM150 231H151V230H150ZM156 231H157V230H156ZM172 231H175V230H172ZM210 231H211V230H210ZM245 231H246V230H245ZM263 231H264V230H263ZM12 232H13V230H12ZM63 232H64V231H63ZM98 232H99V231H98ZM145 232H146V231H145ZM167 232H168V231H167ZM195 232H196V231H195ZM207 232H208V231H207ZM216 232H217V231H216ZM219 232H220V231H219ZM233 232H234V231H233ZM233 232H232V233H233ZM236 232H237V231H236ZM19 233H20V232H19ZM46 233H48V232H46ZM76 233H77V232H76ZM90 233H91V232H90ZM120 233H121V232H120ZM170 233H171V232H170ZM199 233H200V232H199ZM241 233H242V232H241ZM28 234H29V233H28ZM50 234H51V233H50ZM99 234H100V233H99ZM109 234H110V233H109ZM136 234H137V233H136ZM138 234H139V233H138ZM153 234H154V233H153ZM221 234H222V233H221ZM237 234H238V233H237ZM0 235H1V234H0ZM126 235H127V234H126ZM144 235H145V234H144ZM146 235H147V234H146ZM204 235H205V232H204ZM224 235H226V234H224ZM248 235H249V234H248ZM11 236H12V234H11ZM84 236H85V235H84ZM91 236H92V235H91ZM98 236H99V235H98ZM153 236H154V235H153ZM201 236H202V235H201ZM216 236H217V235H216ZM229 236H230V234H229ZM239 236H240V235H239ZM260 236H261V235H260ZM29 237H30V236H29ZM50 237H51V236H50ZM56 237H57V236H56ZM67 237H69V236H67ZM95 237H96V236H95ZM110 237H111V236H110ZM112 237H113V236H112ZM169 237H170V236H169ZM192 237H193V236H192ZM230 237H231V236H230ZM230 237H229V239H230ZM6 238H7V237H6ZM54 238H55V237H54ZM135 238H136V236H135ZM157 238H158V237H157ZM233 238H234V236H233ZM262 238H263V237H262ZM73 239H74V238H73ZM125 239H127V238H125ZM151 239H152V238H151ZM162 239H163V238H162ZM168 239H169V238H168ZM168 239H167V240H168ZM173 239H174V238H173ZM173 239L171 238V243H172V240H173ZM198 239H199V238H198ZM223 239H224V238H223ZM244 239H246V238H244ZM248 239H249V238H248ZM248 239H247V240H248ZM2 240H5V239H2ZM29 240H31V239H29ZM48 240H49V239H48ZM137 240H138V239H137ZM152 240H153V239H152ZM219 240H220V239H219ZM231 240H232V239H231ZM231 240H230V241H231ZM251 240H252V239H251ZM101 241H102V240H101ZM106 241H107V240H106ZM133 241L135 242V240H133ZM158 241H159V239H158ZM158 241H157V242H158ZM228 241H229V240H228ZM230 241H229V242H230ZM238 241H239V240H238ZM5 242H6V241H5ZM8 242H9V241H8ZM48 242H49V241H48ZM52 242H53V241H52ZM87 242H88V241H87ZM119 242H121V240H120ZM124 242H125V241H124ZM155 242H156V241H154V243H155ZM157 242H156V243H157ZM168 242H169V241H168ZM168 242H167V244H168ZM232 242H233V241H232ZM252 242H253V241H252ZM22 243L25 244L26 242H22ZM85 243H86V242H85ZM97 243H98V242H97ZM101 243H102V242H101ZM121 243H122V242H121ZM126 243H127V242H126ZM135 243H136V242H135ZM149 243H150V242H149ZM151 243H153V242L151 241ZM227 243H228V242H227ZM227 243H225V244H227ZM253 243H254V242H253ZM253 243H252L251 245H253ZM256 243H257V242H256ZM256 243H255V244H256ZM49 244H51V243H49ZM56 244H57V243H56ZM89 244H90V243H89ZM229 244H230V243H229ZM248 244H249V243H248ZM47 245H48V244H47ZM91 245H92V244H91ZM106 245H107V244H106ZM138 245H139V244H138ZM138 245H137V246H138ZM146 245H147V244H146ZM148 245H149V244H148ZM171 245H172V244H171ZM171 245H169V246L172 247ZM245 245H247V244H245ZM251 245H250V246H251ZM55 246H56V245H55ZM95 246H96V245H95ZM117 246H118V245H117ZM169 246L164 247V248H165V249H166V248H170ZM175 246L177 247V244H176ZM175 246H174V247H175ZM243 246H244V244H243ZM247 246H248V245H247ZM263 246H264V245H263ZM38 247H39V246H38ZM44 247H45V246H44ZM140 247H141V246H140ZM158 247H159V246H158ZM158 247H157V249H158ZM160 247H161V246H160ZM174 247L171 248V249L174 250V249L176 248V247H175V248H174ZM178 247H179V246H178ZM226 247H227V246H226ZM252 247H253V246H252ZM254 247H255V246H254ZM29 248H30V247H29ZM32 248H33V247H32ZM32 248H31V249H32ZM47 248H49V247L47 246ZM61 248H63V247H61ZM143 248H144V247H143ZM149 248H150V245H149ZM149 248H148V249H145V251L147 252V250H151V249H149ZM152 248H153V247H152ZM189 248H190V247H189ZM198 248H199V247H198ZM202 248H203V247H202ZM243 248H245V247H243ZM243 248H241V249H243ZM11 249H12V248H11ZM15 249H16V248H15ZM88 249H89V248H88ZM140 249H141V248H140ZM140 249H139V250H140ZM162 249H163V248H162ZM162 249H161V251H162ZM171 249H169V250H171ZM178 249H179V248H178ZM200 249H201V248H200ZM207 249H208V248H207ZM207 249H205V250H207ZM213 249H214V248H213ZM228 249H229V248H228ZM56 250H57V249H56ZM62 250H63V249H62ZM65 250H66V248H65ZM65 250H64V251H65ZM86 250H87V249H86ZM86 250H84V251H86ZM122 250H123V249H122ZM132 250H133V249H132ZM137 250H138V249H137ZM143 250H144V249H143ZM143 250H142V252H143ZM155 250H156V248H155ZM194 250H195V249H194ZM215 250H216V249H215ZM231 250H232V249H230V251H231ZM244 250H245V249H244ZM32 251H33V250H32ZM68 251H69V250H68ZM96 251H97V250H96ZM98 251H99V250H98ZM98 251H97V252H98ZM104 251H105V250H104ZM133 251H134V250H133ZM135 251H136V250H135ZM145 251H144V252H145ZM159 251H160V248H159ZM174 251H175V250H174ZM188 251H189V250H188ZM198 251H199V250H198ZM233 251L235 252V250H233ZM241 251H242V250H241ZM11 252H12V251H10V253H11ZM13 252H15V251H13ZM76 252H77V251H76ZM91 252H92V251H91ZM126 252H127V251H126ZM171 252H172V251H171ZM175 252H176V251H175ZM175 252H174V254H175ZM178 252H181V251L178 250ZM178 252H177V253H178ZM205 252H206V251H205ZM212 252H213V250H212ZM214 252H216V251H214ZM231 252H232V251H231ZM35 253H36V252H35ZM47 253H48V252H47ZM52 253H53V252H52ZM54 253H55V252H54ZM66 253H67V252H66ZM68 253H69V252H68ZM78 253H79V252H78ZM134 253H135V252H134ZM147 253H148V252H147ZM149 253H151V251H149ZM165 253H166V252H165ZM206 253H207V252H206ZM12 254H13V253H12ZM63 254H65V253L63 252ZM63 254H62V256H63ZM76 254H77V253H76ZM91 254H92V253H91ZM104 254H105V253H104ZM109 254H110V253H109ZM114 254H115V253H114ZM114 254H113V256H114ZM142 254H143V253H142ZM144 254H145V253H144ZM159 254H160V253H159ZM181 254H184V252L181 253ZM197 254H198V253H197ZM218 254H219V253H218ZM240 254H241V253H240ZM240 254H239V255H240ZM0 255H1V254H0ZM13 255H14V254H13ZM36 255H37V254H36ZM50 255H51V254H50ZM52 255H53V254H52ZM145 255H146V254H145ZM149 255H150V254H149ZM149 255L147 254L146 256H149ZM167 255H168V253H167ZM167 255H165V256H167ZM178 255H179V257H182V255H181V256H180V254H178ZM191 255H192V253H191ZM193 255H194V254H193ZM203 255H204V254H203ZM205 255H206V254H205ZM207 255H208V257H209V254H208V253H207ZM210 255H211V254H210ZM221 255H222V254H221ZM227 255H228V254H227ZM76 256H77V255H76ZM83 256H84V255H83ZM92 256H93V255H92ZM105 256H106V255H105ZM105 256H104V257H105ZM126 256H127V255H126ZM128 256H129V255H128ZM128 256H127V257H128ZM138 256H139V255H138ZM150 256H151V255H150ZM244 256H245V255H244ZM2 257H3V256H2ZM13 257H14V256H13ZM15 257H16V256H15ZM37 257H38V256H37ZM51 257H52V256H51ZM55 257H56V256H55ZM55 257H52V259L55 258ZM59 257H61V256L59 255ZM107 257H108V256H107ZM110 257H111V256H110ZM140 257H141V255H140ZM143 257H144V256H143ZM157 257L159 258V256H157ZM157 257H156V258H157ZM160 257H161V256H160ZM167 257H169V256H167ZM186 257H187V256H186ZM188 257H189V256H188ZM211 257H213V256L211 255ZM227 257H228V256H227ZM232 257H233V255H232ZM7 258H8V257H7ZM34 258H35V257H34ZM62 258H63V257H62ZM81 258H82V257H81ZM86 258H87V256H86ZM101 258H102V257H101ZM105 258H106V257H105ZM158 258H157V259H158ZM182 258H183V257H182ZM203 258H206V257H203ZM225 258H226V257H225ZM244 258H245V257H244ZM244 258H243V259H244ZM257 258H258V256H257ZM263 258H264V257H263ZM15 259H16V258H15ZM18 259H19V258H18ZM43 259H44V258H43ZM43 259H42V260H43ZM47 259H48V258H47ZM55 259H57V258H55ZM73 259H74V258H73ZM75 259H76V258H75ZM79 259H80V258H79ZM93 259H94V258H93ZM131 259H132V258H131ZM147 259H148V258H147ZM167 259H170V258H167ZM209 259H210V257H209ZM209 259H208V260H209ZM214 259H215V258H214ZM230 259H231V258H230ZM239 259H241V257H240ZM254 259H255V257H254ZM259 259H260L259 261L256 260L257 263L261 261V258H259ZM3 260H4V259L2 258V261H0V262H3ZM7 260L9 261V259H7ZM38 260H39V259H38ZM69 260H71V259H69ZM89 260H91V259H89ZM94 260H95V259H94ZM100 260H101V259H100ZM107 260L110 261V258L107 259ZM123 260H124V259H123ZM161 260L163 261V259H160V262H162ZM211 260H213V259H211ZM246 260H247V258H246ZM76 261H77V260H76ZM126 261H127V260H126ZM129 261H130V260H129ZM129 261H128V262H129ZM153 261H154V260H153ZM157 261L159 262V260H157ZM182 261H184V260H182ZM185 261H186V260H185ZM200 261H201V260H200ZM215 261H216V260H215ZM217 261H218V260H217ZM217 261H216V263H217ZM219 261H220V260H219ZM222 261H223V260H222ZM229 261H230V260H229ZM234 261H235V260H233V262H234ZM9 262H10V261H9ZM11 262H12V261H11ZM11 262H10V263H11ZM15 262H16V261H15ZM32 262H33V261H32ZM53 262H55V261H53ZM56 262H57V261H56ZM60 262H61V261H60ZM64 262H65V261L63 260V263H64ZM103 262H104V261H103ZM105 262H106V261H105ZM140 262H141V261H140ZM198 262H199V261H198ZM209 262H210V261H209ZM242 262H243V260H242ZM3 263H5V262H3ZM7 263H8V262H7ZM13 263H14V262H13ZM22 263H23V262H22ZM34 263H35V262H34ZM45 263H46V260H45ZM66 263H67V262H66ZM68 263H69V262H68ZM73 263H75V262H73ZM96 263H97V262H96ZM112 263H113V261H112ZM134 263H135V262H134ZM141 263H142V262H141ZM143 263H144V262H143ZM146 263H147V262H146ZM146 263H145V264H146ZM151 263H152V262H151ZM151 263H150V264H151ZM155 263H156V261H154V264H155ZM168 263H169V262H168ZM205 263H206V262H205ZM207 263H208V262H207ZM231 263H232V262H231ZM257 263H256V264H257ZM20 264H21V263H20ZM42 264H43V263H42ZM47 264H48V262H47ZM54 264H55V263H54ZM86 264H87V263H86ZM92 264H93V263H92ZM108 264H109V263H108ZM110 264H111V263H110ZM128 264H129V263H128ZM136 264H137V263H136ZM138 264H139V263H138ZM158 264H159V263H158ZM164 264H165V263H164ZM166 264H167V263H166ZM169 264H172V262H170ZM183 264H185V262H184ZM198 264H199V263H198ZM208 264H209V263H208ZM210 264H213L212 261H211ZM220 264H221V263H220ZM244 264H245V263H244Z\"/></svg>","mask_w":264,"mask_h":264}]
</instances>
